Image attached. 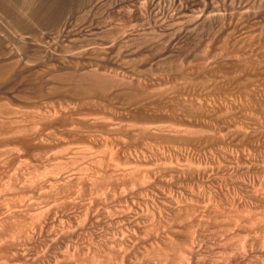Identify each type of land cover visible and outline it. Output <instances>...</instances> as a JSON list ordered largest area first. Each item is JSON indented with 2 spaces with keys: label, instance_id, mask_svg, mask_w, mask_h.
I'll list each match as a JSON object with an SVG mask.
<instances>
[{
  "label": "rangeland",
  "instance_id": "rangeland-1",
  "mask_svg": "<svg viewBox=\"0 0 264 264\" xmlns=\"http://www.w3.org/2000/svg\"><path fill=\"white\" fill-rule=\"evenodd\" d=\"M141 1H143L142 2V6L141 5H139V4H141ZM159 0H146V2H145V0H140V2H139V0L138 1H136L135 2V0H0V59L1 60H5V57H7L8 58V60L10 61L11 59L13 60H15V59H17V62H19V64H21V65H19L18 63H16V66H15V69H14V71L15 70H17L18 71V67L20 66H22L23 65V67L25 66V67H27V65H30V64H36V63H38V64H36V65H40V64H42V65H40V67H42V70H40L41 72L43 71V70H45V73H46V71L47 72H50V77H53V76H51V74L52 75H54L55 74V76H54V78L56 77V76H59L58 78H55L54 79V83L56 84V82H59L58 80H56V79H59L60 78V75L63 73V71L64 72H66L64 69L66 68L67 69V71L69 72L70 70H71V68H72V70H74L75 69V78H79V76H81V72L83 71L82 69L83 68H85V70L86 71H88V72H86V71H83L82 72V74L83 73H89L90 72V70H91V72L92 71H95V70H99L100 72L101 71H103V72H105L106 71V73H118L119 75H123V76H127V77H129V78H132V81H133V79L135 80L134 81V83L136 82V81H138V79L140 80L141 79V81H143L142 83H144V85H146V86H149L150 85V83L149 82H151L153 79V77H156V76H161L162 78H163V76H166L167 77V75H169V78L167 77H164L165 79H171V77H173V76H175V73L177 72V73H179V75L182 73V70L184 71V75H186L187 74V72H188V74L186 75L187 76V78L189 77V76H191V74L193 73V72H195V70H197L195 67H198V66H201L202 64H203V62H204V60L207 58V55L208 56H212V55H210V54H213V53H217V52H219V51H214L215 49L216 50H220V48H221V50H223L224 49V46H227V47H225V49H227L228 47H230V49H233V48H231V47H233V46H229L230 44L232 45V44H234V38L235 37H232V36H234L236 33H238V32H236L235 33V31H233L234 29H236L237 31H239V28L237 29L236 28V26H241V25H244V23H245V25L246 24H248V25H252V23H253V20H254V18H255V16H258V15H260L261 13H263V9H261V7H264V2L262 3L261 1H259V0H253V2L254 1H256V2H259L260 3V5H262V6H258V4L256 3V2H254L255 3V5L256 6H258L259 8H260V10H262V12H259V11H257L256 12V9L257 10H259V8L257 7H255V5H254V3H251V1L252 0H206V2H205V0H192V3L190 2V4L192 5L191 6V8L190 9H192V12H190V13H188V14H190V15H188L187 17L186 16H182L181 17V15L180 14H178V16L179 17H175V18H177V19H173L172 17H174V14L171 16V14L172 13H175L176 15L175 16H177V13H176V11L174 12L173 10H175V9H173L172 10V8H174V6L172 7V1L171 0H162V1H159L160 3L161 2H163V5H164V7H162L161 8V6H162V3H161V5H160V3L158 2ZM167 1V2H166ZM191 1V0H190ZM195 1H196V3H195ZM137 4V7H138V9H136V8H134V6H135V3ZM137 2H139V3H137ZM153 2H154V4H153ZM157 2V3H156ZM207 4V5H205V3ZM152 4V6L150 5V4ZM159 3V4H158ZM171 3V4H170ZM194 3V4H193ZM131 4V5H130ZM156 4V5H155ZM157 4L159 5V6H157ZM253 4V5H252ZM134 5V6H133ZM148 5H149V8H148ZM153 5L155 6V8L153 7ZM165 5H166V7H165ZM194 5V6H193ZM140 6V7H139ZM168 6V7H167ZM201 6V7H200ZM207 6V7H206ZM209 6V7H208ZM212 6V7H211ZM250 6V7H249ZM126 7V8H125ZM144 7V8H143ZM158 9H157V8ZM203 7H205L204 9H203ZM253 7V8H252ZM255 7V8H254ZM125 8V9H124ZM140 8V9H139ZM171 10V13L169 14V13H167V12H169L170 10ZM133 9V10H132ZM144 9V10H143ZM157 9V10H156ZM162 9V10H161ZM200 9H202V10H200ZM208 11V12H206V10ZM255 9V10H254ZM129 10H131L130 12H129ZM135 10V11H134ZM156 10V11H155ZM159 10V11H158ZM195 10V11H194ZM141 11V12H140ZM158 11V12H157ZM161 11V12H160ZM199 11V12H198ZM202 11V12H201ZM209 11H210V13H209ZM128 12V13H127ZM157 12V13H156ZM252 12H256V15H255V13H252ZM258 12L260 13V14H258ZM132 13V14H131ZM140 15H139V14ZM143 13V14H142ZM162 13V14H161ZM166 13H167V16L169 17V15L171 16L170 18H172V19H170V18H166ZM191 13H192V15H191ZM241 13V14H240ZM242 13H245V14H242ZM206 14V15H205ZM220 14V15H219ZM254 14V15H253ZM258 14V15H257ZM159 15V16H158ZM163 15V16H165V17H161V16ZM194 15V16H193ZM223 15V16H222ZM228 15V16H227ZM254 17H252V16ZM218 16V17H217ZM222 18H221V17ZM183 17H185V19L186 20H188V21H186ZM253 19H252V18ZM183 18V19H182ZM189 18V19H188ZM224 18V19H223ZM180 19L182 20V21H180ZM219 19H222V20H220L219 21ZM227 19V20H226ZM233 21V23L234 24H236V22H239V23H237V25L236 26H233L234 24L232 23V21ZM251 19H252V21H251ZM179 20V21H178ZM226 20V21H225ZM229 20H230V22H229ZM178 21V22H177ZM223 21V22H222ZM257 20H255L254 21V23L256 22ZM215 22V23H214ZM227 22H229V23H227ZM242 22H244L243 24H242ZM249 22V23H248ZM252 22V23H251ZM219 23V24H218ZM228 25H230V24H233V25H230V26H232V29H231V27L230 26H228ZM253 23V24H254ZM223 24V25H222ZM224 24H226V26L224 25ZM224 26V28L223 29H225V27L227 28V30L229 29V27H230V29L231 30H229V31H225V30H223L222 28H221V26ZM247 25V26H248ZM123 26H125L126 27V29H125V27H123ZM238 26V27H239ZM120 27H123L124 29H122V28H120ZM235 27V28H234ZM241 27H243V26H241ZM120 28V29H119ZM117 31V33H120V32H118V30L119 31H121V30H123L121 33L123 34L122 36L124 37L123 39H124V41H120L119 42V40L118 41H112L113 40V37L111 38V36H109V34L110 35H112L113 34V36L115 35V31ZM116 29H118V30H116ZM222 29V31H223V34H222V32L221 33H219V30H221ZM108 30H109V32H108ZM110 30L111 31H114V32H110ZM105 31H107L108 33L106 34L105 33ZM234 32L235 34L234 35H232V32ZM25 32H29V35L27 34V36L26 37H28L27 38V40L24 38L25 37ZM225 32H228V34L227 35H232V36H228V37H232V39H233V41H230L231 39L229 38L227 41L226 40H224L225 38H228L227 37V35H226V37H225V35H224V33ZM229 32H230V34H229ZM95 33V34H94ZM112 33V34H111ZM25 34V35H24ZM91 34V35H90ZM103 34H106V36L108 35V39H106L107 37L106 36H104ZM223 35V37H225V38H223V40L226 42H224V41H222V38H220L219 36H221V35ZM21 35H23V36H21ZM30 35H32V36H30ZM35 35V36H34ZM82 35V36H81ZM85 35V36H84ZM90 35V36H89ZM93 35V36H92ZM102 35L104 36V38L102 37ZM29 36H30V38H33V39H30L29 38ZM120 36H121V34H120ZM43 37H45V39L43 38ZM76 39V37H78V38H80V40H82V41H79V39H77L76 41H79V42H76V43H73V42H75V40H74V38ZM81 37H85V39H81ZM88 39H87V38ZM106 37V38H105ZM109 37L112 39V40H110L109 39ZM24 38V39H23ZM50 38V39H49ZM115 38V37H114ZM121 38V37H120ZM28 39H30V41L28 40ZM49 39V40H48ZM66 39H68V41L70 40V43L68 44V46H64L63 47V49L61 48L62 47V45H61V43H59V42H57L55 45H54V42H56V41H67ZM130 39V42L129 41H127V40H129ZM133 39V40H132ZM220 39V44H218L217 42H218V40ZM52 40V41H51ZM72 40V41H71ZM85 40V41H84ZM115 40V39H114ZM30 42V43H28L27 44V42ZM33 41V42H32ZM44 41V42H43ZM46 41H49V43L51 44V45H53V46H51L50 44H45V42ZM54 41V42H53ZM125 41H127L126 43H125ZM132 41V42H131ZM213 41V43L212 44H214L213 46H216L217 48H214L212 45H210L211 44V42ZM214 41H216V45H215V42ZM23 42L25 43V45H23ZM123 42H124V44L125 45H123ZM209 42V43H208ZM223 42V43H222ZM230 42H232V43H230ZM73 43V44H72ZM120 43L122 44V45H120ZM229 43V45H227ZM209 44L212 48H213V52L211 53V51H212V48H210V46L207 45ZM224 44V45H223ZM58 45V46H57ZM69 45H73L72 46V48H69V49H67L68 47H71V46H69ZM218 45V46H217ZM223 46V47H221V46ZM206 46V47H205ZM220 46V47H219ZM207 47L209 48V49H207ZM219 47V48H218ZM235 48H236V46H234ZM66 48V49H65ZM201 48V49H200ZM205 48V49H204ZM234 48V49H235ZM229 49V48H228ZM202 50V51H201ZM220 50V53L222 52ZM205 51V52H204ZM209 51V52H208ZM203 52H204V54H203ZM219 53V54H220ZM205 55L206 56V58H204V60L203 59H200L201 57L200 56H202L203 57V55ZM9 56H13V57H9ZM204 56V57H205ZM159 57V58H158ZM171 57V58H170ZM4 58V59H3ZM7 58H6V60H7ZM167 58V59H166ZM179 58V59H178ZM212 58V57H211ZM158 59V60H157ZM160 59V60H159ZM166 59V61H164ZM175 59V60H174ZM0 60V61H1ZM7 60V61H8ZM19 60V61H18ZM50 60H51V63L52 64H54V66H56V64L58 63V64H60V62L61 61H63V62H61V66H59L58 67V65L56 66V67H58V68H56L57 69V71L58 70H60V68L62 67L63 68V71H62V73H60L59 75H56L57 73H59V72H61V71H58V72H54V70H51V71H53L54 72V74H53V72L51 73V71H49V70H47L46 68L48 67V66H50L51 65V63H50ZM52 60H54V61H52ZM157 60V61H156ZM171 60H174V61H171ZM180 60V61H179ZM48 61V62H47ZM56 61V62H55ZM57 61H59V62H57ZM70 61H71V64H70ZM73 61H74V63H75V61L76 62H78V63H75V65L76 64H78V67H77V65H76V68L78 69V71H81L80 72V75H78L79 74V72L77 71V69L75 68V65H74V63H73ZM151 61H153V63L151 62ZM164 61V62H163ZM176 61V62H175ZM182 61V62H181ZM198 61V62H197ZM200 61V62H199ZM219 60H217L216 62H218ZM15 62V61H14ZM47 62V67H46V65H43V63H46ZM66 62V63H65ZM68 62V63H67ZM156 64H155V63ZM158 62V63H157ZM27 63V64H26ZM62 63H64V64H62ZM73 63V64H72ZM147 63V64H146ZM150 63H151V65H150ZM164 63V65H162ZM180 63L181 64H183V66L182 65H180ZM190 63H191V65H190ZM214 63V61L211 63V65ZM169 64V65H168ZM149 65V66H148ZM183 68L182 70L180 69L181 67ZM189 67H188V66ZM45 66V67H44ZM157 66V67H156ZM163 66V67H162ZM185 66H187V69H188V71H187V69H186V71H185ZM194 66V67H193ZM17 67V68H16ZM19 68L20 70H22V72H20V70L17 72L16 71V74L15 75H17L19 72V76H17L16 77V80L14 81L13 80V82L14 83H16V84H12V85H15L16 87H17V83L18 82H20V81H22L23 80V78L22 77H26V79H27V77L28 78H30L31 76H33V75H31V73L29 74L28 72H27V75L26 74H24L25 73V71L23 72V70L25 69V67L24 68ZM180 67V68H179ZM185 67V68H184ZM193 67L194 69H191V68ZM43 68H45V69H43ZM49 68V67H48ZM50 68H53L52 67V65L50 66ZM61 68V69H62ZM179 68V69H178ZM189 68H190V70L192 71V73H190V71H189ZM55 69V70H56ZM69 69V70H68ZM89 69V70H88ZM160 70V72H159V70ZM176 69V70H175ZM70 71V73H72V74H74L73 72L74 71ZM167 70V71H166ZM179 72H178V71ZM171 71H173V72H171ZM181 71V72H180ZM40 72V73H41ZM76 72H78V74H76ZM170 72V73H169ZM15 73V72H14ZM22 73V74H21ZM44 73V72H43ZM125 73V74H124ZM169 73V74H168ZM176 73V76H178V74ZM186 73V74H185ZM20 74L21 75H23L24 74V76H21V78H20ZM42 74V73H41ZM47 74V75H46ZM44 76H41V75H39V77L38 76H33V77H36L37 79H33V77H31V79H27V80H25L26 82H28V84H25L26 82L23 80V82L24 83H21V84H25V85H28V87H30L29 88V90L28 89H26L27 88V86L26 87H22V85H18V86H20L19 87V91L21 92V94L23 93V94H25V92H28V95H30L31 93L33 94V93H35V95L36 94H38V95H32L33 96V98H32V100H34V101H36L38 104H36L35 102L34 103H31V102H33V101H30V99H31V97H30V99H29V101H27V99H28V97L29 96H26L24 99H26V100H22L20 97H22V96H25V95H21L20 94V92H17V91H15V90H18V87L16 88V89H14V88H12L11 89V92L13 91V92H16V99H15V96L14 97H10L9 95L7 96V98H6V94L5 93H3V92H1V96L0 97H2V95H4L5 94V96H3V98L2 99H0V103H1V101L3 102V103H5V104H3V103H1L0 104V108L3 106L4 108H5V110L4 111H2L4 108L2 107V109H0V112L2 111V113H0V118H3L4 116V118L3 119H5V118H7V116H9V119L10 120H8V118L6 119L7 121H6V123L3 121V119H0V120H2L5 124H7L6 126H5V124L3 125V122L1 121V125H2V127L0 126V144L2 145V146H5V147H2V146H0V218L2 219V217H3V219L1 220L0 219V223H2L3 221H4V223H2L3 225L4 224H7V225H4V226H6L5 227V229H4V227H3V229H2V226H1V224H0V226H1V228H0V239H3L2 241H3V243H4V245H0V261H2L3 260V262H5L6 260H8V261H6V264H11V263H13V264H52V262H54L53 264H59V263H61V264H118V263H120V264H123V262H125L124 264H133V263H135V264H154L155 262V264H162V263H166V264H168L167 263V261H171L169 264H174L175 262H176V260H178L179 261V258L181 259L182 257L184 258V257H186V256H188V257H186L185 258V260H187L188 262H191V264H245V263H247V264H261V263H258V262H264V233H263V229H264V190H260V188H258V197H257V195H249L247 192H245V191H242L241 189H239L238 190V188H234V186H232L231 184H230V182L228 181V176H229V174H226V172H224V171H217L216 170V168H215V166L213 167L214 168V170H213V168H211L210 170L208 169V174H207V170H203V171H201L200 173H197V167H195V165L197 164V166L199 165L200 166V164H201V166L204 168L205 167V165L206 166H208L210 163L211 164H213L212 162H214L213 160H211V159H208L207 161H206V159L207 158H205L204 157V155H202V157H201V155H199L198 156V154L197 155H195L194 157L192 156L191 158H190V160L188 161V160H183L182 158H180V157H174V156H176V154L174 153V155H173V151H171L170 149H169V151H168V149H166V148H164L162 151L163 152H159L158 153V155H157V153H156V155H154L155 156V159L158 161H156V160H154V156L151 154V156H150V154H148L147 155V157H148V159H149V157H150V159L152 160V162H157V164L155 165L154 164V166H153V163L151 162V160L149 159H147V160H145V162H144V159H137L136 158V152H133V151H137L138 149L137 148H139L140 147V145L142 144V143H146V144H150V145H160V144H164V143H166L168 140H171L172 142H175L176 144H178V141H179V139H181V137H182V135L184 134V136L182 137V138H184V139H187V140H189V139H193V138H196V136H194V135H192V134H188V135H186V133H183L184 132V129L185 128H187V126L186 127H184V125H187V124H189V123H187V122H185V120H183L184 122H185V124L183 125V127L184 128H182V125L180 124L181 123V120L179 119V117H177L176 116V118L174 117V116H172V115H169V114H165V118H169V120H170V117H172L171 119L172 120H167V119H165L164 118V120H162L163 118H160V117H158V114H159V116H164V114L162 115L161 113H155V115L153 114V113H150V117H149V115H148V113H145L146 114V117H145V114L144 113H141L140 111H138V110H134V111H129L130 112V114H128L129 112H127L126 113V111H124V113H126V114H124V116L126 115L127 117H128V115H129V118H127V117H123L122 115H123V108H122V106L120 107L119 105L121 104V102H120V100H115L114 98V106H113V101L111 100H107L106 102H102L103 104H101V105H98V108H97V106H95L94 108H93V106H82V108L81 107H79V108H77V109H75V110H73L72 111V113H70V114H62V111H58V114H60V115H58L57 114V112L55 113V111L56 110H60V108H59V106H60V104L61 103H63V98H61L63 95L60 93V91H55L56 89H53V91L54 92H42V93H44L45 94V96L43 97V94L42 93H39L40 91H42V89L40 90V88L42 87L43 88V86H41L42 85V83L44 84V83H47L45 80H47V78H48V80L51 82L52 80H50L49 79V76H48V74L49 73H46ZM174 74V75H173ZM31 75V76H30ZM43 75V74H42ZM76 75L78 76V77H76ZM170 75H173V76H171L170 77ZM189 75V76H188ZM48 76V77H47ZM152 76V77H151ZM182 76V75H181ZM186 76H184V77H186ZM192 76H193V74H192ZM190 77L191 79L193 78V80H194V76L193 77ZM40 77L42 78V77H44L43 78V80L44 81H41L42 79H40ZM47 77V78H46ZM142 77V78H141ZM148 77V78H147ZM149 77H150V80L151 81H149ZM160 77V78H161ZM15 78V77H14ZM17 78H19V79H17ZM157 78V77H156ZM186 78V79H187ZM189 78V79H190ZM21 79V80H20ZM32 79H33V83L35 84V82H37V84H36V86L34 85V87H32ZM39 79V80H38ZM137 79V80H136ZM190 79V81H192ZM196 79V78H195ZM29 80H31V81H29ZM38 80V81H37ZM47 80V81H48ZM55 80H56V82H55ZM16 81H18V82H16ZM39 81H41V82H39ZM48 81V82H49ZM141 81H140V83H141ZM145 81V82H144ZM196 81V80H195ZM49 82V83H50ZM53 82V81H52ZM146 82H147V84H146ZM193 82V81H192ZM149 83V84H148ZM41 84V85H40ZM54 84V85H55ZM58 85H59V83H57ZM56 84V86H58ZM137 84V86H138V84H139V81L136 83ZM135 84V85H136ZM152 84V83H151ZM196 83L195 82H193V85H195ZM24 85V86H25ZM39 85V86H38ZM46 85V84H45ZM141 85V84H140ZM143 85V86H144ZM153 85V86H152ZM151 86L152 87H157L155 84H152ZM192 85V86H193ZM168 86V85H167ZM12 87V86H11ZM14 87V86H13ZM38 87H40L39 88V90L37 91L36 89ZM196 87V88H195ZM21 88L22 89H24V90H22L21 91ZM121 88V87H120ZM123 88V87H122ZM121 88V89H122ZM194 88H195V93H198V88H197V86H194ZM8 89H10V88H8ZM25 89L26 90H28V91H25ZM30 89H31V91H30ZM35 89V90H34ZM192 89V88H191ZM5 91V92H7V94H10V95H14L13 93L11 94V93H8V90L7 89H2L1 91ZM7 90V91H6ZM32 90H34V91H32ZM194 90V89H193ZM196 90H197V92H196ZM10 91V90H9ZM190 91H192V90H190ZM58 94V96L60 97V99L62 100L61 102H60V100H58L59 99V97L57 96V94ZM193 92V94H194V91H192ZM191 92V93H192ZM18 93L20 94V97L19 96H17L18 95ZM30 93V94H29ZM47 93H48V95H49V97L51 98V99H49V98H47V99H45L46 98V95H47ZM51 93V94H50ZM40 94H41V96H40ZM55 95V96H57L55 99H54V101H53V95ZM27 95V94H26ZM52 95V96H51ZM38 96H39V98H38ZM8 97H10V98H8ZM17 97H19V100L21 99V101H18L17 99ZM34 97H37V99L35 100V98ZM63 97H65V96H63ZM5 98V99H4ZM43 99V100H41V99ZM5 101H4V100ZM7 99L9 100V99H11V101H12V99H13V101L12 102H16V100H17V102L15 103V106H12V105H14V103H11V101H8V102H6L7 101ZM15 99V100H14ZM38 99H39V101H38ZM49 101V103H50V106L48 107L47 105H49V103H48V101ZM52 102H51V101ZM40 101H43V102H41V104H40ZM10 102V103H9ZM58 102H60V103H58ZM107 102L108 103H110V104H107ZM115 102H117V103H115ZM7 103H9V104H7ZM31 103V104H30ZM107 104V106L105 107V109L106 110H108L107 111V113H106V110L104 109V107H103V105L105 106L106 104ZM12 104V105H11ZM29 104V105H28ZM59 104V105H58ZM117 104V105H116ZM2 105V106H1ZM8 105H9V107H8ZM35 105V106H34ZM40 105V106H39ZM44 105V106H43ZM109 105H111V106H113L112 107V109H111V106H109ZM5 106H7V108L5 107ZM17 106V107H16ZM48 107V108H46V107ZM54 107V109H53V107ZM55 106H56V108H55ZM58 106V107H57ZM102 106V107H101ZM120 107V109H119V107ZM12 107V108H11ZM33 107H35V108H33ZM107 107H109L110 109H107ZM118 107V108H117ZM14 108V109H13ZM15 108H17V109H15ZM19 108V109H18ZM43 108H45V109H43ZM81 108V109H80ZM84 108H86V110L87 109H89V110H85ZM99 108H101V109H99ZM104 110H103V109ZM115 108V109H114ZM8 109V110H7ZM13 109V110H12ZM20 109H22V110H24V114H26L27 115V113H28V115L26 116V115H24L23 113H22V110H20ZM38 109V110H37ZM43 109V110H45V111H41V110ZM47 109H50L51 110V112H50V110H48L49 112H50V114L48 113V112H46L47 111ZM52 109L54 110V111H52ZM115 111H114V110ZM118 109V110H117ZM121 109H123V110H121ZM17 110H19L18 112H20V114H22V115H20L19 113H17V114H14V113H16L17 112ZM33 110V111H32ZM94 110V111H93ZM96 110V111H95ZM110 110H111V113H109L110 112ZM113 110V111H112ZM7 111L9 112L8 114H10V112H11V114L10 115H8L7 114ZM16 111V112H15ZM29 111V112H28ZM89 111V112H88ZM91 111V112H90ZM100 111V112H99ZM104 111H105V113H104ZM117 111V112H116ZM122 111V112H121ZM138 111V113L140 112L141 114V116H142V114H143V116L141 117L138 113H136ZM14 112V113H13ZM27 112V113H26ZM31 112V113H30ZM32 112H33V114H32ZM37 112H38V114H37ZM44 112H46L49 116L51 115V118H49L48 119V115L47 114H44ZM53 112V115H54V113L55 114H57L58 116H62V117H58L57 115H55L56 117H58L57 118V122H56V117H53L52 116V113ZM76 112V113H75ZM99 112V113H98ZM113 112V113H112ZM119 112V113H118ZM135 113L134 115H133V113ZM5 113H6V115H5ZM12 113H13V115H12ZM74 113L76 114V115H74ZM81 113V114H80ZM92 113H94V114H92ZM96 113H97V115H96ZM100 113H101V115H100ZM114 113L116 114V116L114 115ZM117 113H118V115H117ZM3 114H4V116H3ZM20 115L21 117H18V118H20L21 120H19L18 119V121L19 122H22V121H26L25 123L27 124H25V123H20L19 124V122L17 121V122H15V127H14V123H12V122H14V121H16V118H14L13 116H15V117H17V115ZM30 114V115H29ZM39 116L38 118H37V116ZM44 116H43V115ZM85 114V115H84ZM92 114V115H91ZM105 114V115H104ZM109 114H112V116L111 115H109ZM151 114H153L154 115V118H153V115L151 116ZM157 114V115H156ZM12 115V116H11ZM23 115L24 116H26L24 119H23ZM32 115V116H31ZM33 115H35V116H33ZM47 117H46V116ZM95 115V116H94ZM102 115H104L105 117H103ZM114 115V116H113ZM121 115V116H120ZM134 116L133 118L132 117H130V116ZM136 115V116H135ZM167 115V116H166ZM3 116V117H2ZM76 116V117H75ZM78 116V117H77ZM84 116H86V119H85V117ZM88 116V117H87ZM92 116V117H91ZM96 116H99V117H102L101 119L99 118V117H97V118H99V119H96V122H94L95 121V118H96ZM109 116H110V118H109ZM118 116H120L121 118L118 120L117 118H119ZM139 116H140V118H139ZM148 116V117H147ZM155 116H157V117H155ZM170 116V117H169ZM29 117V118H28ZM31 117V118H30ZM36 119H35V118ZM41 117H43V118H41ZM46 117V118H45ZM52 117L55 119H52ZM79 117H83L82 119L81 118H79ZM94 117V119H91V118H93ZM114 117V118H113ZM115 117H116V121L118 122V121H122V120H124V119H126V120H124L123 121V123L125 124V126H126V128H128V130L125 128V126H121L120 127V125H118L119 123L121 124L122 122H119V123H117L116 124V122H115V125H118V128L120 127V129H118L117 128V126H115L114 124L112 125L111 124V122H112V120H113V122L112 123H114V119H115ZM122 117H123V119H122ZM135 117H138L136 120L134 119ZM32 118H34L35 120H37V119H39V121H41V119H44V121H41V123H43L44 124V126H42L43 124H41V123H39L38 122V120L37 121H33V119ZM88 118V119H87ZM132 118V119H131ZM145 118H147L149 121L151 120L150 118H152V119H154V120H152V122L150 123V122H147L148 124H150V126L152 125V124H154V121L156 122V123H158L157 125H160L161 127H158V128H162V129H157L156 128V123L154 124V126L152 125V129H151V127H150V129L152 130V131H155V129H156V133L158 134L161 130H166L165 128H167V126L166 127H164V129H163V127H162V124L164 125V123L166 124H169L168 125V130H170L171 128H172V126H174L175 124V126H177L178 125V123H177V120L179 119V124L181 125H178V126H180V132H181V134H179V136L177 137V136H175L174 135V131L176 130L175 129V126L172 128V130H170V131H161L160 133H162V134H156V133H154V132H152L151 130H147V131H142V132H144V133H142L141 132V130H140V128L142 127H137L136 128V130H133V129H135V128H131V133H129L130 132V129H129V127H130V124H131V126H136V125H138V124H141L142 123V121H144L145 122V120H143V119ZM13 119V121L11 122V120ZM46 119L48 120V123L46 122ZM60 119V120H59ZM84 119V120H83ZM89 119H90V123H89ZM106 119H108L107 120V122L105 123V122H103V120H106ZM111 120V122H110V120ZM122 119V120H121ZM135 120V123H138V124H135L134 123V120ZM142 119V120H141ZM147 119H146V121H147ZM160 119V120H159ZM175 119H177V120H175ZM30 120V124L29 123H27L28 121ZM49 120H51V121H49ZM54 120V121H53ZM68 122H67V121ZM102 121V123L101 122H99V121ZM130 120H132L131 122H130ZM156 120H158V122L156 121ZM162 120V121H161ZM168 121V122H164V121ZM31 121H32V123H31ZM69 121H70V124H69ZM74 122V123H76V124H74V123H72V122ZM81 121H82V123H81ZM173 121H176V122H173ZM9 122H11L10 124H9ZM34 122V123H33ZM64 122V123H63ZM93 122V123H92ZM99 122V123H98ZM109 122H110V124H109ZM132 122L135 124V125H132ZM140 122V123H139ZM164 122V123H163ZM38 123L39 124V126H38V124L36 125V124ZM53 123H55V124H53ZM77 123H79V127H78V124ZM80 123H81V125H80ZM87 123H89V125L87 124ZM162 123V124H161ZM187 123V124H186ZM41 124V125H40ZM52 124V125H51ZM64 124L65 125H67V126H64ZM88 125V127H86L87 125ZM97 124V125H96ZM107 124V125H106ZM124 124H121V125H124ZM129 124V125H128ZM183 124V123H182ZM191 124V123H190ZM10 125V126H9ZM19 127H18V126ZM23 125V126H22ZM33 126V127H31V126ZM35 125V126H34ZM47 125V126H46ZM50 125V126H49ZM54 125V126H53ZM59 125V126H58ZM63 125V127H60V126H62ZM73 125H76L75 127L73 126ZM100 125V126H99ZM111 125V126H110ZM142 125V124H141ZM170 125H172V126H170ZM21 126V127H20ZM28 126V127H27ZM56 126H57V128H56ZM69 126V127H68ZM82 126H85L86 127V130H85V128H83V130H81L80 128H82ZM92 126V127H91ZM113 126V128L115 129H113V128H111ZM169 126H170V128H169ZM178 126H177V128H178ZM189 126V125H188ZM4 127V128H3ZM25 128V130L23 131V132H21V134L19 133L20 131H16L18 128ZM34 127H38L39 128V130H38V133H37V129L36 128H34ZM43 127L44 128H46V129H43ZM60 127V129H58ZM65 127V128H64ZM72 127H73V130L74 131H76V132H74L73 130L71 131V129H72ZM77 127V128H76ZM94 127V128H93ZM99 127V128H98ZM103 127V128H102ZM105 127H107V128H105ZM190 127V126H189ZM188 127V128H189ZM192 127V126H191ZM190 127V128H191ZM194 127V126H193ZM192 127V128H193ZM195 127H197V126H195ZM202 127H204V126H202ZM3 128V129H2ZM9 130V131H7V129ZM12 128L13 130H11L10 131V129ZM15 128V129H14ZM54 128V129H53ZM92 128V129H91ZM95 128H96V130H95ZM104 128H105V130H104ZM109 128V129H108ZM49 129V130H48ZM52 129V130H51ZM89 129H91V130H89ZM93 129H94V131H93ZM98 129V130H97ZM102 129V131L100 132V130ZM125 129V130H124ZM142 129V128H141ZM173 129H175V130H173ZM181 129H183L182 131H181ZM205 129H206V127H205ZM4 130H6V132L4 131ZM48 132H51V134H53L52 136H54V138L51 136V134H47L46 136L44 135L45 133H46V131ZM51 130V131H50ZM54 130V131H53ZM61 130V131H60ZM66 130H70L69 132L68 131H66ZM139 130H140V133H138L139 132ZM143 130V129H142ZM146 130V129H145ZM204 130V129H203ZM25 131H26V133H25ZM28 131H30V132H28ZM33 132V134H32V132ZM59 131V132H58ZM63 131H66L67 133H65V132H63ZM83 131V132H82ZM125 131V132H124ZM135 131H138V132H136L135 133ZM173 131V132H172ZM3 132V133H2ZM40 132V133H39ZM48 132V133H49ZM54 132L56 133V132H58V133H56L57 134V136H58V134H60L59 135V137H56V135L54 134ZM73 134H72V133ZM80 132H81V134H80ZM84 132H86L85 133V135H84ZM98 134H97V133ZM106 132H108L107 134H106ZM116 132H117V134H119V132L121 133V134H119V135H121V136H119V135H117L116 134ZM135 133V135L134 134H132V133ZM148 132V133H147ZM168 132V133H167ZM171 132L173 133V135H171ZM205 132V134H206V131H204ZM204 132L203 133H201L200 132V134H204ZM10 133V134H9ZM18 133V134H17ZM24 133V134H23ZM43 133V134H42ZM65 133V134H64ZM76 133V134H75ZM88 133V135H86ZM105 133V134H104ZM110 133V134H109ZM113 133H115V134H113ZM124 133V134H123ZM127 133H128V135H127ZM151 133V134H150ZM170 133V134H169ZM176 134L177 133H179V130L177 129V131L175 132ZM8 134V135H7ZM26 134V135H25ZM31 134V135H30ZM36 134V135H35ZM37 134H38V136H37ZM77 134H79V135H77ZM92 134V135H91ZM4 135H6V137L4 136ZM10 135V137H8ZM14 135H16V137L14 136ZM19 135H20V137H19ZM33 135V136H32ZM65 136L66 137V139H65V137H60V136ZM71 135V136H70ZM76 135V140H75V137H73V136H75ZM84 135V136H83ZM109 136V138H111L110 140H109V138L108 137H104V136ZM115 135V136H114ZM127 135V136H126ZM133 135V136H132ZM157 135V136H156ZM181 135V136H180ZM191 135V136H190ZM199 135V134H198ZM12 136V137H11ZM27 136V137H26ZM29 136H30V138H29ZM33 138H32V137ZM36 138H35V137ZM51 138H50V137ZM79 136V137H78ZM103 138H102V137ZM113 136L114 137H116L115 139H113ZM124 136V137H123ZM161 136V137H160ZM186 136H187V138H186ZM193 136V137H192ZM200 136V135H199ZM199 136H197V137H199ZM202 136V135H201ZM5 137V138H4ZM73 137V138H72ZM89 139V141H88V139ZM138 137H140V138H138ZM175 137V138H174ZM191 137V138H190ZM15 139V140H13V139ZM19 140H18V139ZM29 138V139H28ZM39 140H38V139ZM43 138H45V139H43ZM55 138H56V140H55ZM57 138H59V139H57ZM64 140H67V142H68V144H67V142L66 141H63L62 139ZM71 138V139H70ZM102 138V139H101ZM106 139V140H108L107 141V146L105 145V144H102V145H100L101 144V141L103 140V139ZM122 140H121V139ZM138 138V139H137ZM152 138L154 139V140H152ZM159 138V139H158ZM6 139H8V140H6ZM43 139V140H42ZM48 139V140H47ZM53 141H52V140ZM75 141H74V140ZM93 139H94V141H93ZM95 139H97V140H95ZM118 139H120V140H118ZM136 141H135V140ZM143 139V140H142ZM147 139V140H146ZM161 139H163L162 141H161ZM168 139V140H167ZM174 139V140H173ZM11 140V141H10ZM33 140V141H32ZM36 140V141H35ZM42 140V141H41ZM46 142H45V141ZM50 140V141H49ZM58 140V141H57ZM70 140V141H69ZM81 140H82V142H83V144L85 145V144H87V145H85L87 148L89 147V149H93V147H94V149H93V151L94 152H91V154L92 153H94V155L95 156H97V152H98V154L100 153L99 151L100 150H103V149H105V148H108L107 150H108V152L110 153L109 154V156H111L112 154L111 153H115V152H113L114 150L116 151V153L113 155V157L111 156L110 158H107V157H109V156H105V158H104V156H103V154H104V152H105V154L107 153L108 154V152H106L107 150H103L102 151V156H100V157H102V159H105V161H107V162H109V161H112V159H114L113 161H114V163H115V166H122L123 165V167L125 166L126 168H128V166L129 165H133V167H134V169L131 167V166H129V167H131V169L129 168L128 170H132L131 172L130 171H128V172H122V171H124V170H121L120 171V169L118 170V169H116V168H120V167H115L114 166V163L112 164V162H110L109 164H107L106 163V165H107V167H105L106 165L104 164V160H102L103 161V166H104V168H101L100 169V167H98L99 165H98V163L101 161L100 159V157H94L93 156V154L91 155L90 154V152L88 153L87 151L88 150H86L85 149V151L84 150H82L83 152H85V154L84 153H82V151L81 152H78V154H79V156H80V154H81V157L82 156H87L88 155V157L87 158H89V154L91 155V156H93L92 158H94L93 160H91V161H93V162H91L90 161V159H88L87 160V158H86V160H84V158L82 157V158H80L79 156H77L78 154H77V152H74V151H80V148H86V147H84V145H83V147H81L82 146V142H81ZM113 140V141H112ZM132 142H131V141ZM157 140V141H156ZM5 141V142H4ZM7 141V142H6ZM21 141H23V142H21ZM52 141V142H51ZM55 141H57L58 142V144L56 145V142ZM72 141H74V142H72ZM86 143H85V142ZM94 142L93 143V145H92V142ZM97 141V142H96ZM124 141H126V142H124ZM128 141V142H127ZM139 141H141V142H139ZM143 141V142H142ZM154 143H153V142ZM158 141H159V143H158ZM4 144H3V143ZM9 142V143H8ZM12 142V143H11ZM55 142V143H54ZM78 142H81V143H78ZM90 142V143H89ZM100 142V143H99ZM112 144H111V143ZM139 142V143H138ZM6 143V144H5ZM41 143V144H40ZM49 143V144H48ZM52 143H54L55 145H53ZM65 145H64V144ZM76 143V144H75ZM99 143V144H98ZM102 143H106L105 141H102ZM119 143H120V146H119ZM134 145H133V144ZM141 143V144H140ZM7 144H8V146H7ZM52 144V145H51ZM66 144L69 146V147H71V145H69V144H74V147L72 146L71 148H70V151H69V149H67L68 148V146H66ZM79 144L81 145L79 148L78 147H76L75 148V145H77V146H79ZM97 144V145H96ZM117 144V145H116ZM126 144V145H125ZM14 145L16 146V147H14ZM47 145H49V146H47ZM61 145H63L64 147H67V148H65V149H67V150H65V153H64V155L62 154V153H60L62 156H63V161H62V157H61V155L59 154V152H64V150H63V148L64 147H62ZM99 145V146H98ZM103 145H105L106 147H104ZM108 145H110V146H108ZM111 145H112V148H111ZM135 145H136V147L137 148H135ZM11 146H13L14 148H17L16 150L14 149V148H12ZM34 148H32V147ZM37 146H41V147H37ZM57 146V147H56ZM60 146V147H59ZM95 146H97L98 147V149H96V147ZM101 146H103L102 148H101ZM115 146V147H114ZM117 146V147H116ZM125 146V147H124ZM130 147L131 148V150L128 148V147ZM132 146H134V147H132ZM7 147H9V148H7ZM18 147L21 149V151L22 150H24V151H22L23 153H21V151H20V153H19V150H18ZM29 147V148H28ZM37 147V148H36ZM48 147V148H47ZM120 147V148H119ZM8 149V152H7V149ZM10 148H11V150H10ZM27 148H28V150H27ZM32 148V149H31ZM41 148V149H40ZM48 151V150H50V149H52V150H54V151H56V150H58L59 148V152H57V153H55V154H57V155H55V154H53V151H46L45 152V149ZM58 148V149H57ZM99 148H100V150H99ZM118 148V149H117ZM134 150H133V149ZM2 149H3V151H5V153L2 151ZM6 149V150H5ZM13 149V150H12ZM38 149V150H37ZM74 149V151L72 152V150ZM79 149V150H78ZM109 149H110V151H109ZM165 149L167 150V152L165 151ZM14 150H15V152H14ZM29 152H27V151ZM33 150H35V151H33ZM40 150V151H39ZM61 150V151H60ZM123 150H125L124 152H123ZM11 151V152H10ZM16 151H18V153L16 152ZM30 151H31V153H30ZM33 151V152H32ZM45 152V156L43 157V155H44V153H42V152ZM66 151H69L68 153H74L73 155L71 154H68ZM112 151V152H111ZM132 151V154H129L130 152ZM164 151H165V153H164ZM170 151H171V153H170ZM10 152V153H9ZM118 152V153H117ZM125 152L127 153V154H125ZM129 152V153H128ZM3 153H4V156H3ZM41 153V154H40ZM75 153H76V155H75ZM88 153V154H87ZM122 153L124 154V155H122ZM165 154L164 156H162L161 154ZM166 153H167V156H169V158H167V156H166ZM5 154H7V155H5ZM20 154H21V156H20ZM33 154V155H32ZM34 154H36V156L34 155ZM39 154H40V158H39ZM49 154H51L50 155V157H49ZM68 154V156L70 155V158H68V161L66 162V163H69V164H71L72 162H75L73 165H67V164H65L64 162L66 161V158H64V157H66V155ZM129 154V155H128ZM160 154V155H159ZM263 155H264V152L262 153ZM15 156V158H17L18 156L17 155H19V157L16 159L17 161L18 160H20L19 162L20 163H18V162H16V160H13V158H14V156ZM25 157H24V156ZM30 155V156H29ZM37 155H38V158L40 159H38V158H36L37 157ZM48 155V156H47ZM53 155H55L54 156V158H52L53 157ZM131 155H132V157L134 158V159H132V157H131ZM134 155V156H133ZM1 156H2V159H1ZM27 156H29V157H27ZM34 156V157H33ZM67 156V157H68ZM71 156H74V158L73 157H71ZM75 156H77V158H75ZM123 156H126V157H123ZM158 156V157H157ZM160 156H162L163 157V159H162V157H160ZM166 156V157H165ZM239 156V157H238ZM238 156H236L235 157V160L239 163V164H241V165H243L244 163H245V161H246V163L248 162V161H251V162H255V163H260V161L262 160V159H260L257 155H255V157L253 156V158L251 159V157H252V155H248L247 157H245V158H243V157H241V155H238ZM51 158L50 160L52 161H50L49 160V162L51 163H49L48 162V159L47 158ZM57 157H60L59 159L57 158ZM115 157H117V158H115ZM119 157H121V158H119ZM152 157V158H151ZM165 157V158H164ZM14 158V159H15ZM22 158V159H21ZM36 158V159H35ZM42 158V159H41ZM43 158H45L46 159V164L48 163V165L46 166V164H44L45 162H44V160L45 159H43ZM56 158H57V160H56ZM73 158V159H72ZM79 158H80V161L81 162H76L77 160H79ZM98 158V159H97ZM107 158V159H106ZM160 158V159H159ZM173 158V159H172ZM176 158L178 159V161L179 162H181L180 164H182V165H180V164H178L179 162L176 160ZM180 158V159H179ZM240 158V159H239ZM24 159V165H22L21 164V161ZM37 159L39 160V161H37ZM56 160V161H54V160ZM73 161H72V160ZM96 159V160H95ZM108 159H110V160H108ZM120 159V160H119ZM164 159H168V161H166L167 163L170 161H172V164L173 163H175L176 164V162H178L177 164H178V166H182V170L183 169H185V168H183V167H185L186 166V168L187 167H191L192 169L190 170V168H187L186 170H187V173H190V174H194V175H197V174H200L201 175V178L199 177L198 179H197V176H194V177H196V180H194V181H196L197 183H194V189H195V192H196V196H195V198H194V201H193V203H189V204H187L186 206H184V207H182L181 208V212H182V216L180 215L181 214V212H179V214H178V216L176 217V225H174L175 223H173V226H172V229L174 230V231H172L171 233H173L172 234V241L169 243V244H161L160 246L164 249H162L160 246L157 248H155V249H152V248H150L149 247V249L148 250H142V251H138V253L140 252H143L144 253V257H143V253H141L142 255H140V253L138 254L137 253V255H138V257H137V255L135 256V255H129V256H125V259H124V253L122 252V251H120L119 252V250H113V251H115V252H113L112 250H110V249H108L107 248V246H106V239H107V237H106V235H107V231H106V228L104 229V227H106L105 226V223H103L104 222V218H103V215L101 214V207L102 206H104V205H107L108 204V202H109V204H114V201L116 200H122V199H124V195L125 194H127V193H129L130 191H132L133 190V188L135 187V186H129V184L128 183H130V185H131V183L133 182L134 183V181H136L134 184L136 185V187H138V184H139V182H140V180H139V182H138V178L136 179L135 177H137V176H135V177H133L134 178V180H133V178H132V182H129L128 180L129 179H131V173H136L137 171V173L135 174V175H137V174H139L138 176H139V179H140V177L142 178V175H143V172H144V174L145 173H150L151 172V168H153V167H157V165H158V163H160L161 161H164ZM172 159V160H171ZM174 159H175V161H174ZM182 159V161H180ZM192 159V160H191ZM201 159H202V161H201ZM247 159H248V161H247ZM255 159V160H254ZM27 160V161H26ZM58 160H60V161H58ZM65 160V161H64ZM71 160V161H70ZM74 160H76V161H74ZM97 160L99 161V162H97ZM125 160V161H124ZM132 160H134V161H132ZM137 160V161H136ZM159 160H160V162H159ZM245 160V161H244ZM9 161V162H8ZM32 161V162H31ZM42 161V162H41ZM70 161V162H69ZM83 161H85V162H83ZM88 161H89V163H88ZM95 161H96V164H97V166H96V164H95ZM101 161V162H102ZM116 161H118V164H117V162ZM122 161V162H121ZM124 161V162H123ZM138 161H141L140 163H142V164H140ZM146 161H147V163H146ZM164 161V162H165ZM184 161V163H182ZM187 161H188V163H190L191 165H192V163L193 164H195V165H192V166H194V167H192V166H190V165H185V163H187ZM242 161V162H241ZM244 161V162H243ZM2 162H6V163H2ZM12 164H11V163ZM16 162V163H15ZM23 162V161H22ZM34 162V163H33ZM37 163V165H36V163ZM40 162L41 163H43L41 166H40ZM55 162V163H54ZM63 162V164H61V163ZM100 162V164L102 165V163ZM128 162H129V164H128ZM149 162H151V163H149ZM164 162H161V163H164ZM168 163V164H171V163ZM192 162V163H191ZM196 162V163H195ZM205 162V163H204ZM15 163V164H14ZM17 163H18V165H17ZM25 163H27V164H25ZM30 163H31V165H30ZM78 164L77 166H75V164ZM82 163V164H81ZM91 163V164H90ZM92 163H94L95 164V166H94V164H92ZM121 163V164H120ZM125 163V164H124ZM132 163V164H131ZM145 163H146V165H147V167H145V168H147V170L146 169H144L143 167V165H145ZM160 163V164H161ZM187 163V164H188ZM199 163V164H198ZM202 163H204V164H202ZM243 163V164H242ZM3 166H2V165ZM5 164H6V166H5ZM55 164H57L56 165V167L58 166V167H60L61 165V169L59 168L58 169V167L56 168H54V167H52V166H55ZM60 164V165H59ZM87 164V165H86ZM90 164V165H89ZM126 164H127V166H126ZM152 164V165H151ZM158 165L159 167H162L163 165V167H165V168H163L162 167V169L163 170H168V169H180L178 166H177V164H176V166H177V168H175V166H172V164L171 165H169L168 166V164H161V165ZM174 164V165H175ZM184 164V165H183ZM208 164V165H207ZM210 164V165H211ZM9 165H11V167L9 166ZM12 165H13V167H12ZM27 165V166H26ZM47 168V169H49V167H50V171H48V170H46L45 168H44V166ZM49 165H52V166H49ZM84 165V166H83ZM86 165V166H85ZM92 165H93V168H92ZM108 165H109V167H108ZM137 167H139L138 169L137 168H135L136 166ZM141 165L143 166V167H141ZM150 165V169H148L149 166ZM168 167H166V166ZM14 166L16 167V169L14 168ZM20 166V167H19ZM22 166H26V167H23L24 169H25V171L23 170V168H22ZM32 166V167H31ZM33 166H35V168L36 167H38L39 168V170H42L41 172L43 173L44 172V176H45V179H46V181H47V179H49V178H52L53 176H54V171H55V173H57L56 171L58 170V171H60L59 173H62V174H67V175H65V176H68V174H69V172L71 171V175H73L70 179H72V181L71 180H69V181H67L68 180V177H65V176H62L61 177V175L62 174H60L59 175V177H60V180L61 181H67V182H70L71 181V183L72 182H74V183H70L71 184V189H73V190H71L70 188V190L68 189V186H69V183H68V185H67V183L65 182V185H67V186H65L64 185V183L63 182H60V180H59V177H58V179H57V175L55 174V176H56V179H54V178H52V179H50V180H53V181H50V180H48V181H50V185H49V183H48V181L46 182L45 180H43L44 178H42L43 177V175H42V177H40V181L38 180L37 181V179H38V177H39V175H41V172H40V174H39V172H38V170H37V172H38V174H37V176H35L36 175V173H35V171H34V174H33V169H35V168H33ZM43 166V167H42ZM65 166H69V168H67V167H65ZM75 168H74V167ZM87 166H90L91 168L89 169ZM102 166V167H103ZM171 166V167H170ZM198 166V167H199ZM8 167V168H7ZM19 167V168H18ZM27 167H31V168H27ZM78 167H79V170L80 171H78ZM85 169L84 171H85V173H82L83 172V168ZM86 167V168H85ZM113 167H115V169L113 168ZM123 167H121V169L123 168ZM124 167V168H125ZM7 168V169H6ZM10 168H11V170H10ZM13 168V169H12ZM18 168V169H17ZM33 168V169H32ZM37 168V169H38ZM41 168V169H40ZM43 168H44V170H43ZM52 168L53 169H55V170H53V172H51L52 171ZM62 168H64V170H65V168H66V171H67V169L68 170H70V171H68L67 173H65L66 171H64L63 172V170H62ZM73 168V169H72ZM106 168V169H105ZM108 168V169H107ZM114 170H113V169ZM140 168H142V169H140ZM210 168V167H209ZM4 169V170H3ZM27 169V170H26ZM57 169V170H56ZM86 169H88V171H86ZM100 170V172H99V170ZM103 169V170H102ZM113 170V172H112V170ZM135 169H137V171L136 172H134L133 170H135ZM189 169V170H188ZM3 170V171H2ZM7 170V171H6ZM13 170H17L16 172L15 171H13ZM18 170H19V172H18ZM30 170H32V173H30L29 174V176H27L26 174H28V172L27 171H29V172H31ZM62 170V171H61ZM77 172H76V171ZM82 170V171H81ZM91 170V172H89ZM94 170V171H93ZM117 170L118 171H120V173L122 172L123 174L125 173H127L125 176L121 173H119V172H117ZM141 170H143V171H141ZM148 170H150V172L148 171ZM186 170H184V172H186ZM211 170H213V172L211 171ZM216 170V171H215ZM6 171V172H5ZM11 171H12V173H11ZM23 171H24V173H26V174H24L23 173ZM45 171H47V172H50V173H47L48 175H50L51 173V175H53V176H48L46 173H45ZM72 171H73V173L74 174H72ZM75 171V172H74ZM98 171V172H97ZM105 171H106V173H105ZM108 171V172H107ZM114 171H116V172H114ZM125 171H127V170H125ZM142 173H141V172ZM148 171V172H147ZM190 171V172H189ZM209 171H211V172H209ZM3 172V173H2ZM4 172H5V175H4ZM78 172H81L80 173V175H78ZM87 172H89V173H91V174H89V175H91V177H93L95 174V177L97 176L98 178H96V181H92L93 183L92 184H94L95 182L98 184L99 182L101 183V184H99V185H97L96 183H95V187L93 186H91V188H89L90 187V185H92L91 184V182H89V181H91V177L88 175V173ZM96 172V173H95ZM101 172H104V175L101 173ZM111 172V173H110ZM140 172V173H139ZM218 172V173H217ZM14 173V174H13ZM19 173V174H18ZM59 173H57V174H59ZM92 173H93V176H92ZM102 175H101V174ZM113 173H115V175L113 174ZM130 173V174H129ZM203 173H206V174H203ZM214 173V174H213ZM216 173V174H215ZM3 176H2V175ZM11 174H13L14 175V177L16 178V177H19L18 175H20V174H23V175H21V176H24L25 178H24V181H23V177H19V179L20 178H22V180H20L21 181V183H20V181H19V179H15L14 178V180H13V176L11 175ZM76 174V175H75ZM85 174V175H84ZM100 174V175H99ZM111 174V175H110ZM117 174V175H116ZM134 174L132 175V176H134ZM220 174V175H219ZM15 175H17V176H15ZM30 175H34L33 177H37V179L36 180H32V179H30L31 178V176ZM70 175V174H69ZM70 175V176H71ZM100 177H99V176ZM113 175H114V177H113ZM123 177H125L124 179H121L120 180V178H122V176ZM130 176L129 178H128V176ZM205 175V176H204ZM7 176H9L10 178H8L9 179V182H11V184L12 185H14V186H12L9 182H6L4 179L6 178L7 179ZM28 178H27V177ZM78 176H80L79 178H78ZM82 176V177H81ZM86 176V177H85ZM102 176V177H101ZM112 177V183H111V181H109L111 178L110 177ZM119 177L118 179L120 180V183H118L117 184V181H116V183H114V181H115V177ZM127 176V177H126ZM203 176V177H202ZM5 177V178H4ZM12 177V178H11ZM32 177V178H33ZM77 179V180H75V178ZM95 177L93 178V180H95ZM208 177V178H207ZM27 178V179H26ZM65 178V179H64ZM66 178H67V180H66ZM80 178L82 179V178H84V179H82L81 181H79L80 180ZM86 178H91V179H86ZM102 178H105V180L104 179H102ZM106 178H109V180L108 179H106ZM114 178V179H113ZM8 179H7V181H8ZM28 179H30V180H28ZM42 179V180H41ZM62 179H64V180H62ZM99 179H100V181H99ZM201 179H203L204 181H202ZM12 180V181H11ZM19 181V183H18V181ZM25 180H27V181H25ZM36 181V183L34 182V184H33V187H32V185H30V183L29 182H32V181ZM57 180H58V182H57ZM75 180V181H74ZM107 180V181H106ZM117 180V179H116ZM119 180H118V182H119ZM209 180V181H208ZM14 181H16V182H14ZM55 181V182H54ZM97 181H99V182H97ZM104 181H106V183L104 182ZM125 182V184L127 183V181H128V185L126 184H124V182ZM131 181V180H130ZM201 181V182H200ZM212 181V182H211ZM9 183L8 184V187L7 188H9V186H11V187H13L12 189H11V191H10V188L9 189H6V187H4L5 185H7V184H5L4 186H3V184L4 183ZM23 182H25V183H28L27 185H28V189H27V185L25 184V183H23ZM37 182H38V184H37ZM41 182H45V183H41ZM53 182H54V184H53ZM57 182V183H56ZM60 182V186H59V183ZM80 182V183H79ZM82 182V183H81ZM83 182H84V184H83ZM111 185L110 186V189H109V191H111L113 194H115V192H117L116 194L118 195H111L112 193H110L109 194V192H108V189L106 188V186H108L109 187V185H108V183ZM15 183V184H14ZM23 183V184H22ZM47 183V184H46ZM52 183V184H51ZM76 183V184H75ZM121 183H122V185H123V187H121L120 188V186H121ZM133 183H132V185H133ZM17 184V185H16ZM18 184L21 186H18ZM41 184V185H40ZM49 185V186H44V185ZM80 184V185H79ZM102 184H103V186L105 187H103L102 186ZM200 184V185H199ZM22 185H23V187H22ZM25 185V186H24ZM30 185V186H29ZM36 185V186H35ZM40 185V186H39ZM51 185H53V186H57V190L53 187V186H51ZM62 185V186H61ZM78 185H79V187L81 188L82 187V189L83 188H86V189H80L79 188V190H77L78 189ZM84 185V186H83ZM96 185H97V187H96ZM198 185V186H197ZM39 186V187H38ZM42 186V187H41ZM69 190V194L67 195V189L65 188V187ZM85 186H88V187H85ZM125 186H126V189H125ZM127 186H128V188H127ZM203 186V187H202ZM21 189H20V188ZM24 187L26 188V189H24ZM38 187V188H37ZM48 187V188H47ZM53 187V188H52ZM61 187H63V188H61ZM76 188V190L78 191V193H79V191H80V193H79V196L78 195H76V194H78L77 193V191L75 190V188ZM100 187H103L104 189L103 190H105L104 192H102V194H101V192L99 193L100 194V198H102V199H100V200H102L103 202H99L100 200H99V198H97V197H99V194H98V196L97 197H95L97 194H96V191L97 192H99L100 191V189L102 190V188H100ZM116 187H118L117 189H116ZM130 187H132V189L130 188ZM198 187L201 189H199V191L197 190L198 189ZM205 187V188H204ZM16 188V189H15ZM40 188V189H39ZM41 188H43L42 190H43V192L44 193H41L42 192V190H41ZM49 188H52V189H50V190H52V192L50 191L49 192ZM66 189V190H64L66 193V195H63L62 196V194H61V192L63 191V189ZM87 188H89V190L91 191L92 190V192H90V191H88V189ZM93 188V189H92ZM113 188V189H112ZM123 188V189H122ZM130 188V189H129ZM2 189H3V191L5 192H3L2 191ZM5 189V190H4ZM24 189V190H23ZM30 189H34L33 191L35 192H33L32 190L30 191ZM39 191H38V190ZM44 189H47L48 190V193H46L47 192V190L46 191H44ZM58 189H61V190H58ZM95 189V190H94ZM97 189V190H96ZM120 189H122V193H121V190ZM135 189V188H134ZM225 189V190H224ZM227 189V190H226ZM17 190H18V192H17ZM35 190H37V191H35ZM41 190V191H40ZM53 190H55V192L53 191ZM85 190V191H84ZM88 192H87V191ZM94 190V191H93ZM115 190H117V191H115ZM118 190L120 191V194H122V195H120V194H118ZM126 190V191H125ZM260 190V191H259ZM13 191V192H12ZM15 191V192H14ZM19 191L22 193H19ZM25 191V192H24ZM29 191V192H28ZM56 191H58V192H56ZM60 191V192H59ZM63 191V192H64ZM74 193H73V192ZM84 191V192H83ZM123 191H125L124 193H123ZM129 191V192H128ZM229 191V192H228ZM231 191V192H230ZM233 191V192H232ZM262 191V192H261ZM2 192H3V194H2ZM8 192H9V194H8ZM11 192V193H10ZM17 192V193H16ZM32 192V193H31ZM62 192V193H63ZM72 194H71V193ZM88 193V194H86V193ZM93 192H94V194H93ZM107 192V193H106ZM7 193V194H6ZM14 193H15V196H14ZM41 193V194H40ZM57 194L56 196L55 195H53V194ZM61 195H60V194ZM85 193V194H84ZM91 193H92V195H91ZM103 193H106V194H104L105 196H104V198H103ZM232 195V197H231V195ZM243 193V194H242ZM262 193V194H261ZM24 194H25V196H24ZM30 194H33L32 196L30 195ZM36 194V195H35ZM50 194H51V196H50ZM64 194V193H63ZM81 194L83 195V196H81ZM109 194V195H108ZM229 194V195H228ZM17 195H18V197H17ZM21 195V196H20ZM22 195H23V197H22ZM29 195V196H28ZM39 195V196H38ZM45 195H47V196H45ZM59 195L60 196H62V197H59ZM85 195V196H84ZM95 195V196H94ZM238 197H237V196ZM2 196H4V197H2ZM7 196V197H6ZM35 196H36V198H38V199H36L35 198ZM51 197V198H49V197ZM58 196V197H57ZM67 196V197H66ZM71 196H72V198H71ZM74 196H76L75 198L76 199H74L73 200V197ZM89 196H93V198H91V197H89ZM107 196V197H106ZM109 196V197H108ZM110 196H114V198L113 197H110ZM117 196V197H116ZM120 196V197H119ZM122 196V197H121ZM240 196V197H239ZM252 196V197H251ZM9 197H11L10 199L11 200H9ZM13 197H15V198H13ZM22 197V198H21ZM25 197V198H24ZM30 197H31V200H30ZM44 197V198H43ZM47 197H48V199H47ZM91 198V199H89V198ZM96 199H95V198ZM197 197V198H196ZM210 197V198H209ZM226 197V198H225ZM242 197V198H241ZM260 197H262V198H260ZM12 198L14 199V200H12ZM17 198V199H16ZM19 198H21V200L19 199ZM32 198L34 199V201H32ZM42 198V199H41ZM54 198V199H53ZM56 198H58V199H56ZM60 198H62L63 200H62V202L61 201H59V199ZM65 198V199H64ZM68 198V199H67ZM70 198H71V200H70ZM80 198H82V200H80L79 201V199ZM87 198V199H86ZM105 198H106V201H107V203H105L104 201H105ZM107 198H108V200H107ZM116 198V199H115ZM120 198V199H119ZM239 198H240V200H239ZM245 198V199H244ZM251 198V199H250ZM258 198H260V199H258ZM4 199H6V200H8V201H6V200H4ZM16 199V200H15ZM43 199H44V201H46L45 203L43 202ZM46 199V200H45ZM50 199V200H49ZM51 199H53L52 201H51ZM55 199H56V201H55ZM94 199V200H93ZM109 199H110V201H109ZM115 199V200H114ZM209 199V200H208ZM228 199V200H227ZM250 201H249V200ZM2 200V201H1ZM18 200H20L19 201V203L20 204H24V203H26L27 204V202H28V205H29V203L32 205V203H33V205H32V207H31V205H29V207H28V205H26V204H24V205H21L20 206V204L18 203ZM26 202H25V201ZM49 202H48V201ZM61 200V199H60ZM65 200V201H64ZM91 200H93V201H91ZM199 200V201H198ZM234 200V201H233ZM246 200H248V201H246ZM262 202H261V201ZM7 203H6V202ZM14 201V203H12ZM24 201V202H23ZM30 201H32V203L30 202ZM36 201H38V203L36 202ZM54 201H55V203H54ZM59 201V202H58ZM72 201V202H71ZM75 201V202H74ZM78 201V202H77ZM89 201V202H88ZM115 201V203H117ZM209 201V202H208ZM226 201H228V202H226ZM230 201V202H229ZM238 201V203H236ZM242 201V202H241ZM65 202V203H64ZM81 202V203H80ZM93 202V203H92ZM112 202V203H111ZM199 204V206H198V204ZM204 204V206H201L202 205V203ZM247 202H249L248 204H247ZM261 202V203H260ZM5 203V204H4ZM12 203V204H11ZM35 203H37L36 204V211H35V209H34V206H35ZM78 203V204H77ZM86 205H85V204ZM90 203H92V204H90ZM223 203V204H222ZM231 203V204H230ZM236 203V204H235ZM245 203V204H244ZM256 203V204H255ZM2 204H4V205H2ZM8 204H9V206L12 208V210L15 212H12L11 210H9V209H7L8 210V213H7V210H6V208H10L9 206H8ZM43 204H44V206H43ZM49 204V205H48ZM53 206H52V205ZM54 204H56V205H54ZM82 204H84V205H82ZM91 205V206H89V205ZM93 204L95 205V206H93ZM197 204V205H196ZM208 204V206H205V205H207ZM241 204V205H240ZM13 205V206H12ZM37 205H39L42 209H43V214H44V216H46V218L49 216V215H45L46 213H48V214H51L49 217H52V220H50L51 218H49V220H47L46 218H44V216L42 217V213H41V211H42V209L39 207V206H37ZM45 205H47V206H45ZM62 205V206H61ZM66 205V206H65ZM79 205H80V207H79ZM194 206V208L193 207H191V206ZM224 205L226 206V207H224ZM238 205V207H236ZM252 205V206H251ZM255 205V206H254ZM2 206V207H1ZM5 206V207H4ZM7 206V207H6ZM49 206V207H48ZM63 206L65 207V208H63ZM76 206V207H75ZM82 206V207H81ZM85 206V207H84ZM99 206V207H98ZM196 206H198V209H196L197 207ZM232 208H231V207ZM241 206H243V207H241ZM244 206H246V207H244ZM251 206V207H250ZM14 207V208H13ZM17 207H19V209L20 210H17L18 208ZM26 209H25V208ZM37 207H39V209L37 208ZM52 207V208H51ZM73 207H75V209L73 208ZM86 207H89V210L88 211H90L89 213L91 214L93 211V213H92V215L90 216V214L87 212V211H84V210H87V209H85ZM188 207V208H187ZM207 207V208H206ZM228 207V208H227ZM234 207V208H233ZM239 207H241V208H239ZM256 207V208H255ZM2 208V209H1ZM5 208V209H4ZM16 208V210H14ZM24 208V209H23ZM30 210H29V209ZM46 208H48L47 209V211H44V210H46ZM50 208V209H49ZM62 210H61V209ZM67 208H69V209H67ZM90 208H93V209H90ZM188 209V212H186L187 210L186 209ZM200 208V209H199ZM202 208H206V210L205 209H202ZM222 208V209H221ZM226 208L228 209V210H226ZM230 208H231V210H230ZM236 208H238V210L236 209ZM57 209V210H56ZM66 209V210H65ZM72 209V210H71ZM81 209H84V210H82V212L80 211ZM183 209V210H182ZM184 209L186 210L185 211V213L183 212L184 211ZM191 209H195L194 211L196 212L195 214H194V211L193 210H191ZM208 209H210L209 211H207ZM233 209V210H232ZM236 209V210H235ZM250 209V210H249ZM23 210V211H22ZM26 210V211H25ZM34 210V211H33ZM51 212H50V211ZM74 210H76V211H74ZM97 210V211H96ZM200 211L201 210V212H202V214H201V212L200 213H198V211ZM205 211V212H203V211ZM221 210V211H220ZM18 211V212H17ZM63 212V214L61 213V212ZM67 211V212H66ZM80 211V212H79ZM84 211V212H83ZM189 211H190V213H189ZM191 211H193V213L191 212ZM223 211H225L224 212V214H223ZM232 211V212H231ZM234 211H235V213H237V214H234ZM243 211H245V212H243ZM2 212H3V214H2ZM5 212V213H4ZM31 214H30V213ZM34 212V214L36 215V217L37 216H40L41 215V218H42V220H47L46 222L45 221H43V223L41 222L42 220H41V218H36L35 216H34V214H32ZM37 212H40L39 214L40 215H37L38 213ZM45 212V213H44ZM50 212V213H49ZM53 212V213H52ZM55 212V213H54ZM64 212H66L67 213V215H66V213H64ZM97 214H96V213ZM207 212V213H206ZM222 214H221V213ZM240 212V213H239ZM251 213L252 214V216L250 215V214H247V213ZM11 213V214H10ZM19 213H21V214H19ZM81 216V215H83V217L81 216V219H79V215ZM83 213V214H82ZM86 213V214H85ZM189 213V214H188ZM207 214V216H205V214ZM243 213H244V215H243ZM246 213V214H245ZM9 214V215H8ZM14 214H17V215H14ZM59 214V216H56V215H58ZM62 214V215H61ZM70 215V219L68 218L69 217V215ZM74 214H75V216L79 219V220H81L82 222H80L79 220L77 221V218H73V216H74ZM198 214L200 215V218L202 219V217H204L203 218V220H201L200 218H197V217H199L198 216ZM219 214V215H218ZM240 214V215H239ZM241 214H242V216H241ZM259 214V215H258ZM263 214V215H262ZM3 215V216H2ZM4 215L5 216H7L8 217V220H6L7 219V217H4ZM13 215V219L11 218V216ZM20 215V216H19ZM24 215H25V217H24ZM27 215V216H26ZM53 215L55 216V217H53ZM73 215V216H72ZM89 215V216H88ZM94 215V216H93ZM195 215V216H194ZM203 215V216H202ZM208 215H209V217H208ZM221 215H222V217H221ZM226 215H227V217H226ZM246 215V216H245ZM247 215H249V216H247ZM257 215V216H256ZM2 216V217H1ZM32 218H31V217ZM33 216L36 218V220H37V222H38V219H40V221H39V223H37V222H35L34 220H35V218L33 219ZM61 216H63L62 217V221H63V223H62V221H61ZM66 216V217H65ZM72 216V217H71ZM84 216H85V218H84ZM93 216V217H92ZM99 216V217H98ZM151 216H152V218L150 217V219H149V221L150 222H152V224L149 222L148 224V226H149V229H151V231L153 232V230L155 231L156 230V228H157V226H158V228H159V226L160 225H162L163 224V222H162V220H161V218L159 217V216H157V215H155V213H154V215H152L151 214ZM157 218H156V217ZM180 216H181V218H180ZM186 216V217H185ZM233 216H235V217H233ZM251 216V217H250ZM255 216H256V218H255ZM258 216H259V218L261 217V218H263L262 220H261V218H260V222H262L263 223V225H262V223H259V220H257V218H258ZM17 217V218H16ZM57 217H58V220H57ZM183 217V218H182ZM188 217V218H187ZM189 217H190V220H189ZM194 217V218H193ZM232 217V219H230ZM236 217H237V219H238V221H237V219H236ZM246 217H248V218H246ZM5 218V219H4ZM11 218V219H10ZM15 218H16V220H18V218L20 219H22V220H25V218L27 219L25 222H27V224H25V223H23L22 221L20 222L19 220H18V222H20L21 224H25V225H18L19 223H17L16 222V220H15ZM53 218H55V221H54V219ZM72 218L74 219V220H76V221H74V220H72ZM86 218H88V221H87V219ZM155 219V221H157V220H159V221H157V222H155V224H157V226L156 227H154L153 225H154V219ZM159 218V219H158ZM187 218V219H186ZM206 218L208 219V221L206 220ZM236 220H235V219ZM243 218H245L244 220H242ZM251 218V219H250ZM258 218V219H259ZM28 219H33V221H34V226H32L33 225V222L31 223L30 221H32V220H30L29 222L31 223H28ZM68 219V220H67ZM84 219V220H83ZM153 219V220H152ZM184 219V220H183ZM191 219H192V222H191ZM195 219V220H194ZM204 219H205V221H204ZM228 220L229 219V221L227 222L226 220ZM233 219H234V221H233ZM10 220H12V221H14L15 220V222L16 223H14V222H12V221H10ZM65 220V221H64ZM67 220V221H66ZM71 220V221H70ZM161 220V221H160ZM183 220V221H182ZM188 220V221H187ZM225 220V221H224ZM246 220V221H245ZM251 220H255L254 222L256 223L257 222V224L255 225V223L253 222V221H251ZM9 221V222H8ZM53 223H52V222ZM59 221V222H58ZM69 221H70V223H69ZM86 222L87 223V225L89 226V228H86L87 227V225L86 226H84V225H82V224H86V223H84V222ZM98 221H99V223H98ZM185 221L186 222H188L187 224L185 223ZM236 221V222H235ZM240 221V222H239ZM7 222V223H6ZM14 223L13 225H8L9 223ZM50 222V223H49ZM65 222V223H64ZM68 222V223H67ZM72 222H78V223H73L72 224ZM79 222H80V224H79ZM91 224H90V223ZM177 222H179V224L181 225V227H180V225H178L177 224ZM182 222V223H181ZM197 222V223H196ZM201 222V223H200ZM206 222V223H205ZM209 222V223H208ZM211 222V223H210ZM237 222H239V223H237ZM242 222V223H241ZM247 222H249V223H247ZM250 222H252V225L250 224ZM10 223V224H11ZM37 223V224H36ZM49 223V224H48ZM52 223V224H51ZM60 223V224H59ZM89 223V224H88ZM160 223H162V224H160ZM184 223H185V225H184ZM192 223V224H191ZM203 223V224H202ZM241 223V224H240ZM247 223V224H246ZM253 223H254V225H253ZM36 224V225H35ZM41 224H43V227H40V226H38V225H41ZM66 224L68 225V227L66 226ZM72 224V226H70ZM191 226H190V225ZM199 224H200V226H201V229H200V226H199ZM211 224V225H210ZM236 224H237V226L239 225H241L240 227L238 226H236ZM249 224H250V226H249ZM260 226H259V225ZM17 225V226H16ZM27 225H30L29 226V228H28V226ZM47 225V226H46ZM48 225H51V226H54L53 228L51 227V226H49V228H50V230H49V228H46V227H48ZM62 226V227H60V226ZM82 227L83 226V228H81L80 226ZM93 227H92V226ZM151 225V226H150ZM164 226H165V224H163ZM160 226V227H164V226ZM203 225H204V227H203ZM233 225H234V228H233ZM246 225V226H245ZM26 226V227H25ZM32 226V227H31ZM42 226V225H41ZM59 228H58V227ZM65 226V227H64ZM76 226V227H75ZM97 226V227H96ZM187 227V229L185 228V227ZM193 226V227H192ZM197 226V227H196ZM210 226V227H209ZM225 226H226V228H225ZM9 227V228H8ZM10 227L11 228H15V229H11L10 230ZM16 227L19 229H16ZM20 227H25L24 229H23V232L25 233L26 232V235H23L21 232H19L22 228H20ZM37 227V228H36ZM57 227V228H56ZM69 229V227H70V229L68 230L67 228ZM73 228V230H72V228ZM75 227V228H74ZM78 227V228H77ZM100 229H99V228ZM152 227H154V228H152ZM174 227V228H173ZM180 227V228H179ZM194 227H196V228H194ZM229 227V228H228ZM236 227V228H235ZM252 228V230H251V228ZM255 227H256V229H255ZM6 228H8V232L10 233H12V235H11V233L10 234H8V232H7V229ZM28 229V235H34V237H32L31 236V238L29 239V236L27 235V230H25V229ZM33 228V230L35 229V231H33V230H31V229ZM38 228H40V229H38ZM43 228V231L41 230ZM46 228V229H45ZM86 228V229H85ZM91 228H92V230H91ZM157 228V233L159 232L160 234L161 233H163V230H164V228L162 229V228H159L158 229ZM175 228H177L176 230H175ZM184 230H183V229ZM191 228H193L192 230H191ZM197 228L199 229V233L200 234H202V235H196V234H198V230H197ZM204 228V229H203ZM222 228H223V230H225V231H223L222 230ZM225 228V229H224ZM231 228V230H229ZM240 228H241V230H240ZM244 228V229H243ZM249 230H248V229ZM1 229L3 230V231H5V233L4 232H2L1 231ZM47 229H48V231H47ZM58 229V230H57ZM60 229V230H59ZM74 229L76 230L77 229V232L76 231H74ZM81 229V230H80ZM95 229V230H94ZM162 229V230H161ZM180 229H182V230H180ZM196 230V231H193V230ZM204 231H203V230ZM207 229H209V230H207ZM236 229V230H235ZM261 229V230H260ZM17 231V232H19V234L17 235L16 234V232L15 231ZM25 230V231H24ZM46 230V231H45ZM52 230L54 231V232H52ZM64 230V231H63ZM79 230V231H78ZM98 230V231H97ZM161 230V231H160ZM220 230V231H219ZM235 230V231H234ZM245 230V231H244ZM246 230H247V232H246ZM255 230H256V233H254L255 232ZM13 231L15 232V234L17 235H15V234H13ZM22 231V230H21ZM31 231H33V232H31ZM37 231V232H36ZM38 231H39V233H38ZM40 231L42 232V233H40ZM47 232L46 234H44L45 232ZM51 231V232H50ZM66 231V232H65ZM70 231H72L71 233H70ZM93 231H94V233H93ZM102 231V232H101ZM155 231V232H156ZM178 231H180V234H179V232ZM189 231H191V232H189L190 234H192V233H194V235H196L197 237L194 239V238H191V237H189V236H192V235H190L188 232ZM193 231V232H192ZM219 231V232H218ZM223 231V232H222ZM232 231H234V233L235 234H238V235H235L234 233H232ZM237 231H240V232H237ZM253 231V232H252ZM4 233V234H2V233ZM35 232V233H34ZM44 232V233H43ZM50 234H49V233ZM58 232V233H57ZM62 232H64V235L65 236H63V233ZM83 232V233H82ZM87 232V233H86ZM91 232V234H88V233H90ZM97 232H99V233H97ZM177 232V233H176ZM181 232H183L184 234H182ZM197 232V233H196ZM211 232V234H209V233ZM217 232V233H216ZM237 232V233H236ZM259 232V233H258ZM33 233V234H32ZM62 235H61V234ZM69 233V234H68ZM72 233H73V235H72ZM77 233V234H76ZM188 233V234H187ZM206 235H205V234ZM213 233V234H212ZM215 233V234H214ZM245 233V234H244ZM247 233H249V234H247ZM251 233V234H250ZM258 233V235H256ZM263 233V234H262ZM22 234V235H21ZM38 234V237L36 236ZM42 234V235H41ZM57 234V235H56ZM71 234V235H70ZM75 234V235H74ZM83 234V235H82ZM96 234H98V235H96ZM102 234H106V235H102ZM178 234V235H177ZM187 234V235H186ZM204 234V235H203ZM232 234L234 235V236H232ZM241 234V236H239ZM244 234V235H243ZM247 234V235H246ZM254 234V235H253ZM7 237H6V236ZM14 235V236H13ZM39 235H41L40 237H39ZM44 235V236H43ZM55 235V236H54ZM58 235H60L61 237H59V239H58ZM70 235V236H69ZM88 235V236H87ZM179 235H181V236H179ZM182 235H183V237H182ZM194 235L192 236V237H194ZM214 235V236H213ZM216 235V236H215ZM218 235V236H217ZM219 235H220V237L221 236H223V237H221L222 238V240H221V238L219 237ZM249 235V236H248ZM3 238H2V237ZM16 236V239L14 238ZM23 236V238H21V237ZM27 238V236H28V238L27 239H29V241H30V243H29V241L25 238V237ZM51 236H53V237H51ZM74 236V237H73ZM78 236V237H77ZM98 236V237H97ZM176 236H177V238H176ZM184 236H186V237H184ZM188 236V237H187ZM200 236V237H199ZM204 236V237H203ZM206 236V237H205ZM210 236V237H209ZM227 236V237H226ZM231 236V237H230ZM259 236V237H258ZM6 237V238H5ZM19 237V238H18ZM37 237V238H36ZM63 237V238H62ZM74 239H72V238ZM80 237V238H79ZM82 237V238H81ZM106 237V238H105ZM202 237V238H201ZM213 237V238H212ZM216 237V238H215ZM228 237H230V238H228ZM238 237V238H237ZM247 237V238H246ZM249 237H251V238H249ZM258 237V238H257ZM9 238V239H8ZM15 239V241H13L14 239ZM37 239V240H35V239ZM42 238H44L43 240H41ZM46 238V239H45ZM53 239V242H52V239L51 240H48V239ZM65 238V239H64ZM70 240H69V239ZM79 239V240H77V241H75L76 239ZM91 238H92V241H91ZM181 238V239H180ZM197 238H198V240H197ZM200 238V239H199ZM205 240H204V239ZM207 238V239H206ZM215 238V239H214ZM218 238H220V240L218 239ZM243 238V239H242ZM246 240H245V239ZM253 238V239H252ZM256 238V239H255ZM6 239V240H5ZM14 242V243H12V241ZM19 239H20V241H19ZM22 239H25V240H22ZM41 241H40V240ZM54 239H55V241H54ZM80 239H82L83 241H81ZM85 239V240H84ZM97 239V240H96ZM99 239V240H98ZM174 239H176V241L174 240ZM179 239H180V241H179ZM184 239H187L186 241L184 240ZM189 239H191L190 241H189ZM203 239V240H202ZM230 239V240H229ZM233 240V242H235V243H233L232 242V240ZM248 239H249V241L251 240V242H248ZM32 240V241H31ZM34 240L36 241V242H34ZM48 240V241H47ZM56 240L58 241V243L56 242ZM96 240V241H95ZM101 240V241H100ZM194 240V243L192 242ZM196 240V241H195ZM200 240V242H198ZM202 240V241H201ZM235 240V241H234ZM242 240V241H241ZM253 240V241H252ZM255 240V241H254ZM257 240L259 241V242H257ZM2 241H0V244H2ZM10 241V242H9ZM22 241V242H21ZM25 241V242H24ZM37 241H39V243H37ZM47 241V242H46ZM63 241V242H62ZM71 241V242H70ZM89 241V242H88ZM91 241V242H90ZM94 241V242H93ZM99 241V242H98ZM184 241V242H183ZM189 241V242H188ZM206 243H205V242ZM209 243H208V242ZM211 241H213V242H215V243H213V242H211ZM218 241V242H217ZM244 241V242H243ZM248 242L247 243V245L245 244L246 242ZM260 241H261V243H260ZM8 242L10 243V244H8ZM19 242V243H18ZM46 242V243H45ZM51 242V243H50ZM56 242V243H55ZM67 243V244H65V243ZM177 243V245H176V243ZM186 242V243H185ZM188 242V243H187ZM191 242V243H190ZM220 242V243H219ZM255 242V243H254ZM24 244L26 247H27V250H26V254L25 255H20V254H17L16 252H15V250H16V248H15V245H18V244ZM37 243V244H36ZM41 243V244H40ZM45 243V244H44ZM54 245H53V244ZM60 243V244H59ZM71 243V244H70ZM82 243V244H81ZM182 245H181V244ZM196 243V244H195ZM240 243H242V244H239ZM254 243V244H253ZM12 244V245H11ZM33 244V245H32ZM40 244V245H39ZM50 244H52V246L50 245ZM62 244V245H61ZM70 244V245H69ZM81 244V245H80ZM181 245V246H179V245ZM186 244V245H185ZM188 244H191V245H188ZM199 244V245H198ZM203 246H202V245ZM216 244H219V245H216ZM258 244V245H257ZM14 245V246H13ZM42 245V246H41ZM69 245V246H68ZM85 245V246H84ZM89 245V246H88ZM192 245H195V246H192ZM235 245V246H234ZM241 245H242V247H241ZM251 245H254V246H251ZM262 245V246H261ZM6 246V247H5ZM9 248H8V247ZM32 246H34L33 248H32ZM42 247V249H44V252H45V254L44 253H42L43 252V250L42 249H40L41 247ZM44 246H45V248H44ZM48 246H49V248H50V250L48 249ZM55 246H56V248H55ZM58 246H60V247H58ZM65 246H67V248L65 247ZM92 246V247H91ZM95 246V247H94ZM101 246V247H100ZM103 246V247H102ZM191 246V247H190ZM198 246H200V248L198 247ZM201 246H202V248H201ZM208 246V248H206ZM217 248H220V249H216V247ZM229 246V248H227ZM236 246H238V247H236ZM244 246V247H243ZM246 246V247H245ZM256 246V249L254 248L253 250H251L252 249V247H255ZM262 248H261V247ZM12 247V248H11ZM32 248L31 249V251H30V249L29 248ZM40 247V248H39ZM46 247H47V249H48V251L46 250ZM71 247V248H70ZM84 247H85V249H84ZM88 247H90V248H88ZM167 247V248H166ZM171 247V248H170ZM174 247V248H173ZM175 247H176V249H175ZM178 247H181V248H178ZM186 247V248H185ZM190 247V248H189ZM196 247V248H195ZM213 248V249H216V251L215 250H213V249H211V248ZM215 247V248H214ZM230 247H231V250H230ZM233 247V248H232ZM241 247V248H240ZM247 247H250V248H247ZM36 248L39 250H37V251H35L36 250ZM55 248V249H54ZM72 248H74V249H72ZM81 248V249H80ZM87 248H88V250H87ZM95 248H97L96 250H95ZM100 248V249H99ZM104 248V250L105 251H103L102 249ZM169 248V249H168ZM177 248H178V250H177ZM184 248V249H183ZM187 248H189V249H187ZM205 248V249H204ZM238 248V250H236ZM6 249V250H5ZM18 249V248H17ZM33 249H34V251H33ZM66 249V250H65ZM71 251H70V250ZM90 249V250H89ZM94 249V250H93ZM99 249V250H98ZM157 249V250H156ZM162 249V251H159V250H161ZM166 249V250H165ZM171 249V250H170ZM173 249V250H172ZM181 249H183V250H181ZM191 249V250H190ZM195 249H197V250H195ZM208 249L210 250L209 252H208ZM244 251H243V250ZM250 249V250H249ZM258 249V250H257ZM3 250V251H2ZM62 251V250H64L63 252H64V254H65V252L67 251V250H69V251H67L66 253L67 254H65V255H62L61 256V260L63 261H59V263L58 262H56V261H51L50 259H49V255H51L52 253H54L55 251ZM74 250H75V252H74ZM79 250H80V252H79ZM82 250V251H81ZM152 250V251H151ZM153 250H154V252H153ZM169 250V252H167L166 253V251H168ZM176 250V251H175ZM205 250V251H204ZM236 250V251H235ZM239 250H241L240 251V253H239ZM7 251V252H6ZM86 251V252H85ZM95 251V252H94ZM99 251V252H98ZM100 251H101V253H100ZM103 251V252H102ZM112 251V252H111ZM146 251V252H145ZM181 251H182V253H181ZM187 251V252H186ZM190 251V252H189ZM222 251V252H221ZM225 251H226V253H225ZM232 251H234L233 253H232ZM237 251H238V253H237ZM9 252V254L8 255H6L7 253ZM11 252L13 253V254H11ZM36 252H38V253H36ZM71 252V253H70ZM151 252H152V254H151ZM156 252H158L157 254H156ZM170 252H172V253H170ZM177 252H178V254H177ZM179 252H180V254H179ZM184 252V253H183ZM186 252V253H185ZM188 252L190 253V254H188ZM205 252V253H204ZM210 252H212L213 254H211ZM215 252V253H214ZM229 252V253H228ZM236 252V253H235ZM263 252V253H262ZM3 253V254H2ZM6 253V254H5ZM30 253H32V254H30ZM42 254V255H40L39 256V254ZM51 253V254H50ZM72 253H73V255H72ZM80 253V254H79ZM91 254V255H89V254ZM113 253V254H112ZM122 253V254H121ZM145 253L147 254V255H145ZM165 253H166V255H165ZM168 253H170L169 255H168ZM193 253H194V256L192 257V255H193ZM197 253V254H196ZM200 255H199V254ZM209 253V254H208ZM220 253V254H219ZM242 253V254H241ZM34 254H36V257L38 256V258L40 259H38V258H36V257H34ZM44 254V255H43ZM69 254H71L70 256H69ZM149 254V255H148ZM174 254V255H173ZM175 254H177V255H175ZM187 254V255H186ZM215 254V255H214ZM225 254V255H224ZM233 254V255H232ZM241 254V255H240ZM259 254V255H258ZM12 255H13V258H11L12 257ZM84 255V256H83ZM86 255V256H85ZM98 255V256H97ZM123 255V256H122ZM154 255H156V256H154ZM179 255H183L182 257L181 256H179ZM184 255H186V256H184ZM209 255V256H208ZM222 255V256H221ZM224 255V256H223ZM228 255H230V256H228ZM248 255V256H247ZM254 255V256H253ZM5 256V257H4ZM15 256V257H14ZM45 256V257H44ZM72 256H73V259H72ZM78 256V257H77ZM90 256L91 257H93V259L92 258H90ZM100 256V257H99ZM142 256V257H141ZM160 256H162V257H160ZM163 256H164V258H163ZM175 256H177V257H179V258H175L174 257V259H173V257ZM213 256V257H212ZM218 256V257H217ZM225 256H226V258H225ZM247 256V257H246ZM250 256V257H249ZM253 258H252V257ZM256 256H257V258H256ZM8 257V258H7ZM25 257L26 258H28V259H25ZM29 257H31V258H29ZM33 257V258H32ZM47 257V258H46ZM65 257V258H64ZM68 257H69V260H67L68 259ZM71 257V258H70ZM123 257V258H122ZM132 257V258H131ZM137 257V258H136ZM150 258V261H149V258ZM153 257H155V258H157V259H151V258H153ZM166 257H167V259H166ZM171 257V259H169ZM191 257V258H190ZM195 257V258H194ZM208 257H210V258H208ZM239 257V258H238ZM255 257V258H254ZM261 257V258H260ZM45 259V261H43L44 259ZM74 258H75V260H74ZM78 258V259H77ZM89 258V259H88ZM128 258V259H127ZM131 258V259H130ZM135 259V261L136 262H133L134 261V259ZM162 258V259H161ZM182 258V259H183ZM195 260H194V259ZM207 258V259H206ZM215 260H214V259ZM248 258V259H247ZM31 259V260H30ZM38 259V260H37ZM43 259V260H42ZM66 259V260H65ZM74 260V261H70V260ZM96 259V260H95ZM109 259V260H108ZM114 259V260H113ZM119 259V260H118ZM123 260V262L121 263V261ZM127 259V260H126ZM137 259V260H136ZM191 259V260H190ZM249 259H250V261H249ZM26 260V261H25ZM32 260H34V261H32ZM41 260H42V262H41ZM47 260H49V262L47 261ZM88 260H89V262H88ZM105 260V261H104ZM116 260V261H115ZM125 260V261H124ZM130 260V261H129ZM133 260V261H132ZM140 260H141V262H140ZM144 260H145V262H144ZM150 262H148V261ZM197 260V261H196ZM202 260V261H201ZM207 260V261H206ZM209 260V261H208ZM225 260V261H224ZM228 260V261H227ZM237 260H239V261H237ZM258 260V261H257ZM70 261V262H69ZM78 261V262H77ZM103 261V262H102ZM109 261V262H108ZM113 261H115V262H113ZM132 261V262H131ZM152 261H154V262H152ZM159 261V262H158ZM177 261V262H178ZM192 261H194V262H192ZM217 261V262H216ZM222 261V262H221ZM3 262H1L0 264H5V263H3ZM21 262V263H20ZM48 262V263H47ZM67 262H69V263H67ZM113 262V263H112ZM143 262V263H142ZM161 262V263H160ZM176 262V263H177ZM198 262V263H197ZM204 262V263H203ZM257 262V263H256ZM175 263V264H176ZM264 264V263H263Z\"/></svg>",
  "mask_w": 264,
  "mask_h": 264
},
{
  "label": "bare ground",
  "instance_id": "bare-ground-1",
  "mask_svg": "<svg viewBox=\"0 0 264 264\" xmlns=\"http://www.w3.org/2000/svg\"><path fill=\"white\" fill-rule=\"evenodd\" d=\"M136 1H138V0H135V2ZM151 1V0H150ZM155 1V0H154ZM157 1V0H156ZM159 1H162V0H159ZM158 1V2H159ZM172 2V7L174 6V8H172V10L173 9H175V10H173L174 12L176 11V13H177V16H175L176 14L175 13H172L171 14V16L174 14V17H172L173 19L175 18V17H179L180 15H181V17L182 16H188V15H190V14H188V13H190V12H192V9H190L191 8V4H190V2L192 3V0L190 1V0H171ZM203 1V0H202ZM208 1V0H207ZM214 1V0H213ZM259 1H263L264 2V0H259ZM134 2V3H135ZM139 2H140V0H139ZM139 2H137V3H139ZM142 2L143 1H141V4H139V5H141L142 6ZM145 2H146V0H145ZM167 2V1H166ZM205 2H206V0H205ZM204 2V3H205ZM254 2H256V1H254ZM253 2V0L251 1V3H254ZM262 2V3H263ZM144 3V2H143ZM157 3V2H156ZM160 3V2H159ZM158 3V4H159ZM162 3V6H161V8L162 7H164V5H163V2H161ZM161 3H160V5H161ZM170 3V4H171ZM195 3H196V1H195ZM257 4H258V6L260 5V3L259 2H256ZM150 4V3H149ZM153 4H154V2H153ZM157 4V6H159ZM194 4V3H193ZM264 4V3H263ZM262 4V5H263ZM131 5V4H130ZM151 6H152V4H150ZM156 5V4H155ZM205 5H207L206 3H205ZM253 5V4H252ZM254 5H255V3H254ZM262 5H260V6H262ZM134 6V5H133ZM194 6V5H193ZM258 6H256L255 5V7L257 8ZM259 6V7H260ZM140 7V6H139ZM153 7L155 8V6L153 5ZM165 7H166V5H165ZM168 7V6H167ZM201 7V6H200ZM207 7V6H206ZM209 7V6H208ZM212 7V6H211ZM250 7V6H249ZM254 7V8H255ZM258 7V8H259ZM126 8V7H125ZM124 8V9H125ZM134 8H136V9H138V7H137V4L135 3V6H134ZM144 8V7H143ZM148 8H149V5H148ZM157 8V7H156ZM159 8V7H158ZM157 8V9H158ZM205 7H203V9H204ZM253 8V7H252ZM264 7H261V9H263ZM140 9V8H139ZM156 9V10H157ZM160 9V8H159ZM169 9V8H168ZM133 10V9H132ZM144 10V9H143ZM155 10V11H156ZM162 10V9H161ZM170 10V9H169ZM200 10H202V9H200ZM206 10V9H205ZM208 10V9H207ZM206 10V12H208ZM255 10V9H254ZM264 10V9H263ZM131 10H129V12H130ZM135 11V10H134ZM159 11V10H158ZM157 11V12H158ZM195 11V10H194ZM203 11V10H202ZM201 11V12H202ZM257 11H259V12H262V10H260V8H259V10H257L256 9V12ZM141 12V11H140ZM156 12V13H157ZM161 12V11H160ZM199 12V11H198ZM256 12H252V13H255V15H256ZM258 12V14H260ZM128 13V12H127ZM167 13H171V10L169 11V12H167ZM167 13H166V18L168 17L167 16ZM209 13H210V11H209ZM132 14V13H131ZM139 14V13H138ZM143 14V13H142ZM162 14V13H161ZM178 14H180L179 16H178ZM241 14V13H240ZM242 14H245V13H242ZM257 14V15H258ZM140 15V14H139ZM191 15H192V13H191ZM206 15V14H205ZM220 15V14H219ZM246 15V14H245ZM254 15V14H253ZM159 16V15H158ZM161 16V15H160ZM170 15H169V17L168 18H170L171 17ZM194 16V15H193ZM223 16V15H222ZM228 16V15H227ZM252 16V15H251ZM161 17H165V16H161ZM189 17V16H188ZM218 17V16H217ZM221 17V16H220ZM253 17V16H252ZM251 17V18H252ZM172 18H170V19H172ZM184 19H185V17H183ZM182 18V19H183ZM222 18V17H221ZM254 18V17H253ZM252 18V19H253ZM175 19H177V18H175ZM189 19V18H188ZM224 19V18H223ZM252 19H251V21H252ZM186 20V19H185ZM220 20H222V19H219V21ZM227 20V19H226ZM225 20V21H226ZM231 20V19H230ZM230 20H229V22H230ZM255 20H257L255 23H254V21ZM179 21V20H178ZM177 21V22H178ZM180 21H182L181 19H180ZM186 21H188V20H186ZM232 21V20H231ZM223 22V21H222ZM229 22H227V23H229ZM215 23V22H214ZM226 23V24H227ZM232 23H233V21H232ZM235 23V22H234ZM233 23V24H234ZM237 23H239V22H236V24H230V25H233V26H236L237 25ZM244 22H242V24H243ZM249 23V22H248ZM252 23V22H251ZM254 23V24H253ZM253 23H252V25H248V24H246L245 25V23H244V25H241V26H243V27H241V26H236V28L238 29L239 28V31H237L236 29H232V26H230V25H228V26H230L231 27V29L233 30V31H235V33L236 32H238V33H234V32H232V35H234V36H232V35H227L228 34V32H225L224 33V35L226 34L227 35V37L228 36H232V37H235L234 38V44H230L229 45V43L227 44V45H229V46H233V47H231V48H233V49H230V47H228L227 49H225V47H227V46H224V49L223 50H221V48H220V50L222 51L221 53H220V50H214V51H219V52H217V53H213V54H210V55H212L211 57L210 56H208L207 55V58H206V56L205 55H203L204 54V52H203V57L202 56H200L201 58L200 59H203L204 60V58H206L205 60H204V62H203V64L201 65V66H198V67H195L197 70H195V72H193L192 73V71L190 70V68H189V71H190V73H192L193 74V76L196 78H194V80H193V78L191 79L190 77L192 76V74H191V76H189L188 78H187V74H188V72H187V74L186 75H184L183 73H184V71L182 70L183 68L180 66V65H182L183 66V64H181L180 63V69L182 70V73L179 75V73H177L178 74V76H176V73H175V76H173V75H170V77L171 76H173V77H171V79H165L164 77H166V76H163V78L161 77V76H156V77H153L152 79V81L150 80V77H149V81H151V82H149L150 83V85L149 86H146V85H144V83H142L143 81H141V79L139 80L138 79V81H139V84H138V86H137V82L138 81H136L135 83H134V79H133V81H132V78H129V77H127V76H121V75H119L118 73L116 74V73H106V71L105 72H103V71H97V70H95V71H92L91 72V70H90V72L87 74V73H83L82 74V72L83 71H86L85 70V68H83L82 70V72L81 71H78V69L76 68V65H77V67H78V64H76L75 65V63H78V62H76L75 61V63H74V61H73V63H74V65H75V68L77 69V71L79 72V74H78V72H76V74H78V75H80V72H81V76H79V78H75V69L74 70H72V68H71V70L72 71H74L73 73L74 74H72V73H70V71L68 72L67 71V69L65 68L64 70L66 71V72H64L63 71V68L61 69L60 68V70H58V71H63V73H62V71L61 72H59V73H57L56 75H59L60 73H62L61 75H60V78L59 79H56V80H58L59 82H56V80H55V82H56V84L57 83H59V85L58 86H56V84L54 83V79L55 78H58L59 76H56L55 78H54V76H55V74H54V72H58L57 71V69L56 68H58L59 66H61L60 64H61V62H63V61H61L60 62V64H56V66L58 65V67H56V66H54V64H52L51 63V60H50V63H51V65H52V67L53 68H50V66H48L47 67V65L49 64H47V62L46 63H43V65H46V69L47 70H49V71H51V70H54V72L53 71H51V73L53 72V74L54 75H52L51 74V76H53V77H50L49 75H50V72H47L46 71V73H49L48 74V76H49V79L50 80H52L51 82L48 80V76L46 77L47 78V80L50 82H48L47 80H45L47 83H42V85L41 86H43V88L41 87H36L37 89V91L39 90V88H40V90L42 89V91H40L39 93H42V92H54L53 91V89H56L55 91L57 92V91H60V93L63 95V96H65V97H61V98H63L62 100H63V103H61L60 104V106H59V108H60V110L58 109V110H56L55 111V113L57 112V114H58V111L60 112V111H62V114H70V113H72V111L73 110H75V109H77V108H79V107H81L82 108V106H93V108L95 107V106H97V108H98V105H101V104H103L102 102H106L107 100L109 101H113V106H114V101L117 99V100H120V102H121V104L119 105L120 107L122 106V108L124 109H121V110H123V117L125 118V117H127L126 115L124 116V114H126L127 112H131V111H136V110H138V111H140L141 113H148V115H149V117H150V113H153L154 115H155V113H161L162 115L164 114V116H159V114H158V117H160V118H163L162 120H164V118H165V114H169V115H172V116H174L175 118H176V116L177 117H179V119L181 120V125H182V128H184V127H186L187 126V128H185L184 129V132L183 133H186V135H188V134H192V135H194V136H196V138H193V139H189V140H187V139H184V138H182L183 136H184V134L182 135L181 134V132H180V124H179V119L177 120V119H175V120H177V123H178V125H180V126H178V128H177V126H175V129H173V130H175L174 131V135L175 136H179V134H181L182 135V137H181V139H179V141H178V144H176L175 142H172L171 140H168L166 143H164V144H158V145H150V144H144V143H140L141 145H140V147L139 148H137L136 147V145H135V148H137L138 150L137 151H133V152H136V158L139 160V159H144V162H145V160H147L148 159V157H147V155L148 154H150V156H151V154L153 155H156V153H157V155H158V153L159 152H163L162 150L164 149V148H166V149H168V151H169V149L171 150V151H173V155H174V153L176 154V156H174V157H180V158H182L184 161L185 160H190V158L193 156H195V155H197L198 154V156L199 155H201V157H202V155H204V157L205 158H207L206 159V161L208 160V159H211V160H213L214 162H212L213 164H207L208 166H206L205 165V167L203 168L202 166H201V164H200V166L198 167L197 166V164L195 165V164H193L192 162V165H195V167H197L198 169L196 170L197 171V173H200L201 171H205V170H207V174H208V169L210 170L211 168H213L214 166H215V168H216V170L217 171H224V172H226V174H229V176H228V181L230 182V184L232 185V186H234V188L236 187V188H238V190L239 189H241L242 191H245V192H247L249 195H257V197H258V188H260V190L262 189V190H264V155L262 154L263 152H264V11H263V13H261L260 15H258V16H255V18H254V20H253ZM219 24V23H218ZM226 24H224L225 26H226ZM223 25V24H222ZM248 25V26H247ZM221 26V25H220ZM123 27H125V26H123ZM123 27H120V28H122V29H124ZM224 28V26H221V28ZM230 27H229V29L227 30V28L225 27V29H223V30H225V31H229V30H231L230 29ZM119 28V29H120ZM235 28V27H234ZM125 29H126V27H125ZM222 29L221 30H219V33H221L222 32V34H223V31H222ZM114 30V29H113ZM116 30H118V29H116ZM115 31V30H114ZM114 31H111L110 30V32H114ZM123 30H121V31H119L118 30V32H120V33H117V31H115L116 33H115V35L113 36V34L112 35H110L108 32H109V30H108V32L107 31H105V33L107 34H109V36H111V38L113 37V40L109 37V39L110 40H112V41H118L119 40V42L121 41H124V37L122 36L123 34L121 33ZM26 34V35H25ZM25 37L23 36V35H21V36H23L26 40H27V38L28 37H26L27 36V34L29 35V32H25ZM95 34V33H94ZM106 34H103L104 36H106ZM120 34H121V36H120ZM229 34H230V32H229ZM91 35V34H90ZM89 35V36H90ZM102 35V37L104 38V36ZM221 35V34H220ZM226 35H225V37H226ZM30 36H32V35H30ZM30 36H29V38H30ZM35 36V35H34ZM82 36V35H81ZM85 36V35H84ZM93 36V35H92ZM107 37V38H106ZM105 38L106 39H108V35L106 36ZM115 37V38H114ZM121 37V38H120ZM220 38H222L223 37V35H221V36H219ZM225 37H223V38H225ZM232 37H228V38H225L224 40H228L229 38L231 39L230 41H233V39H232ZM23 38V39H24ZM44 39H45V37H43ZM74 38V37H73ZM83 37H81V39H82ZM87 38V37H86ZM223 38H222V41H224L223 40ZM30 39H33V38H30ZM30 39H28L29 41H30ZM50 39V38H49ZM48 39V40H49ZM77 39H79V41H82V40H80V38H78V37H76V39L74 38V40H75V42H73V43H76V42H79V41H76ZM83 39H85V37L83 38ZM88 39V38H87ZM115 39V40H114ZM67 41H56V42H54V45L57 43V42H59V43H61V45H62V49H63V47L64 46H68V44L70 43V40L68 41V39H66ZM86 40V39H85ZM84 40V41H85ZM133 40V39H132ZM226 40V41H227ZM27 42V44L28 43H30V42ZM52 41V40H51ZM72 41V40H71ZM127 41H129L130 42V39L129 40H127ZM127 41H125V43L127 42ZM33 42V41H32ZM44 42V41H43ZM132 42V41H131ZM215 42V45H216V41H214ZM220 39L218 40V44H220ZM225 42V41H224ZM50 44L49 43V41H46L45 42V44ZM72 43V44H73ZM209 43V42H208ZM213 43V41L211 42V44L210 45H214V44H212ZM223 43V42H222ZM226 43V42H225ZM230 43H232V42H230ZM58 44V43H57ZM23 45H25V43L23 42ZM51 45V44H50ZM120 45H122L121 43H120ZM123 45H125L124 44V42H123ZM207 45V44H206ZM209 45V44H208ZM207 45V46H208ZM209 45V46H210ZM224 45V44H223ZM51 46H53V45H51ZM58 46V45H57ZM69 46H71V45H69ZM73 46V45H72ZM72 46L71 47H68L67 49H69V48H72ZM218 46V45H217ZM221 46V45H220ZM219 46V47H220ZM234 46H236V48L234 47ZM206 47V46H205ZM214 48H217L216 46H213ZM218 47V48H219ZM221 47H223V46H221ZM210 48H212L211 46H210ZM235 48V49H234ZM66 49V48H65ZM201 49V48H200ZM205 49V48H204ZM207 49H209L208 47H207ZM202 51V50H201ZM209 52V51H208ZM213 52V48H212V51H211V53ZM220 53V54H219ZM205 56V57H204ZM9 57H13V56H9ZM6 58L7 57H5V60H1L0 61V94H1V92H3V93H5L6 94V98H7V96L9 95L10 97L12 96V97H14L15 96V99H16V92H11V89L12 88H14V89H16L17 87H18V90H15V91H17V92H20L19 91V87L20 86H18L19 84L20 85H22V87L24 88V87H26L27 86V88L26 89H28L29 90V88L30 87H28V85H25V84H28V82H26L25 80H27V79H31V77H33L34 75L35 76H38L39 77V75H41V76H44L46 73H45V70H43L42 72L40 71V70H42V67H40V65H42V64H40V65H36V64H38V63H36V64H30V65H27V67H25V69L23 70V72L25 71V73L24 74H26L27 75V72L29 73H31V75H33V76H31L30 78H28L27 77V79H26V77L24 78V77H22L23 78V80L26 82L25 84H21V83H24L23 82V80L22 81H20V82H18V81H16V82H18L17 84V87L15 86V85H12L14 82H13V80L15 79L16 80V77L17 76H19L18 74L20 73V72H22V70H20L19 68H22L23 67V65L20 67H18V71L20 70V72L17 74V75H15L16 74V71L17 70H15L14 71V69H15V66H16V63H18L19 64V62H17V59H11L10 61L8 60V58H7V60H6ZM159 58V57H158ZM171 58V57H170ZM4 59V58H3ZM167 59V58H166ZM166 59L164 60V61H166ZM179 59V58H178ZM158 60V59H157ZM156 60V61H157ZM160 60V59H159ZM175 60V59H174ZM174 60H171V61H174ZM217 60H219L218 62H216ZM15 61V62H14ZM52 61H54V60H52ZM163 61V62H164ZM180 61V60H179ZM214 61V63L211 65V63ZM56 62V61H55ZM57 62H59V61H57ZM152 63H153V61H151ZM176 62V61H175ZM182 62V61H181ZM198 62V61H197ZM200 62V61H199ZM21 63V62H20ZM66 63V62H65ZM68 63V62H67ZM72 63V64H73ZM155 63V62H154ZM158 63V62H157ZM22 64V63H21ZM21 64H19V65H21ZM27 64V63H26ZM62 64H64V63H62ZM70 64H71V61H70ZM147 64V63H146ZM156 64V63H155ZM15 65V66H14ZM150 65H151V63H150ZM162 65H164V63L162 64ZM169 65V64H168ZM190 65H191V63H190ZM189 65V66H190ZM149 66V65H148ZM188 66V65H187ZM187 66H185L184 68H185V71H186V69H187ZM188 66V67H189ZM23 67V68H24ZM45 67V66H44ZM157 67V66H156ZM163 67V66H162ZM194 67V66H193ZM191 68V69H194V68ZM17 68V67H16ZM178 68V69H179ZM43 69H45V68H43ZM56 69V70H55ZM69 70V69H68ZM89 70V69H88ZM159 70V69H158ZM176 70V69H175ZM17 71V72H18ZM167 71V70H166ZM178 71V70H177ZM187 71H188V69H187ZM15 72V73H14ZM43 74H41V73ZM44 72V73H43ZM86 72H88V71H86ZM159 72H160V70H159ZM171 72H173V71H171ZM179 72V71H178ZM181 72V71H180ZM29 73V74H30ZM170 73V72H169ZM168 73V74H169ZM22 74V73H21ZM20 74V78H21V76H24V74L23 75H21ZM125 74V73H124ZM47 75V74H46ZM45 75V76H46ZM182 75V76H181ZM184 76H186V77H184ZM192 76V77H193ZM15 77V78H14ZM76 77H78L77 75H76ZM152 77V76H151ZM161 77V78H160ZM167 77L169 78V75H167ZM166 77V78H167ZM21 78V79H22ZM37 79L36 77H33V79ZM43 78L44 77H40V79H42L41 81H44L43 80ZM52 78V79H51ZM142 78V77H141ZM148 78V77H147ZM187 78V79H186ZM193 81V82H195L196 84L195 85H193V82L192 81H190V79ZM17 79H19V78H17ZM20 79V80H21ZM33 79H32V81L31 80H29V81H31L32 82V87H34V85L36 86V84H37V82H35V84L33 83L34 81H33ZM14 80V81H15ZM39 80V79H38ZM37 80V81H38ZM137 80V79H136ZM196 80V81H195ZM41 81H39V82H41ZM140 81H141V83H140ZM145 82V81H144ZM148 83V84H149ZM157 84L156 86L157 87H152L153 85L152 84ZM14 84H16V83H14ZM34 84V85H33ZM46 84V85H45ZM55 84V85H54ZM136 84V85H135ZM141 84V85H140ZM146 84H147V82H146ZM25 85V86H24ZM144 85V86H143ZM152 85V86H151ZM168 85V86H167ZM193 85V86H192ZM12 86V87H11ZM14 86V87H13ZM39 86V85H38ZM194 86H197V88H198V93H195V88H194ZM16 87V88H15ZM122 89H121V88ZM8 88H10V89H8ZM192 88V89H191ZM2 89H7L8 90V93H13L14 95H10V94H7V92H5L4 90L3 91H1ZM25 89V91H28V90H26ZM194 89V90H193ZM6 90V91H7ZM10 90V91H9ZM22 90H24V89H22L21 88V91ZM35 90V89H34ZM34 90H32V91H34ZM190 90H192V91H194V94H193V92L192 91H190ZM30 91H31V89H30ZM29 92V91H28ZM28 92H25V94H21V92H20V94L21 95H25V96H22V97H20V94L18 93V95L17 96H19L21 99L24 97H26V96H29L28 97V99H27V101H29V99H30V97L32 96V95H35V93H29L30 95H28ZM51 92V93H52ZM55 92V93H56ZM192 92V93H191ZM196 92H197V90H196ZM50 93V94H51ZM58 93V92H57ZM56 93V94H57ZM5 94L4 95H2V97H0V99H2L3 98V96H5ZM27 94V95H26ZM43 94V97L45 96V94L44 93H42ZM55 94V95H56ZM36 95H38V94H36ZM35 95V96H36ZM53 95V94H52ZM51 95V96H52ZM55 95H53V101H54V99L58 96V94H57V96H55ZM1 96V95H0ZM40 96H41V94H40ZM60 96V95H59ZM58 96V97H59ZM10 97H8V98H10ZM11 97V98H12ZM19 97H17L18 99V101H21V99L19 100ZM55 97V98H54ZM22 99V100H26V99ZM32 98H33V96L31 97V99H30V101H33V102H31V103H36V104H38L36 101V99H37V97H34L35 98V100L36 101H34V100H32ZM38 98H39V96H38ZM47 98H49V99H51L50 97H49V95H48V93H47V95H46V98L45 99H47ZM115 100H114V99ZM5 99V98H4ZM3 99V100H4ZM14 99V100H15ZM41 99V98H40ZM44 99V98H43ZM43 99H41V100H43ZM17 100H16V102H17ZM58 100H60V102L62 101L61 99H60V97H59V99ZM5 101V100H4ZM8 101H11V99H7V101L6 102H8ZM12 101H13V99H12ZM11 101V103H14V105H12V106H15V101L14 102H12ZM29 101V102H30ZM38 101H39V99H38ZM48 101V100H47ZM51 101V100H50ZM41 102H43V101H40V104H41ZM52 102V101H51ZM60 102H58V103H60ZM1 103H3L2 101H1ZM0 103V104H1ZM10 103V102H9ZM9 103H7V104H9ZM30 103V104H31ZM48 103H49V101H48ZM111 103V102H110ZM110 103H108L107 102V104H110ZM115 103H117V102H115ZM3 104H5V103H3ZM106 104V103H105ZM107 104L104 106L103 105V107H104V109H105V107L107 106ZM29 105V104H28ZM59 105V104H58ZM117 105V104H116ZM2 106V105H1ZM4 106V105H3ZM2 106V107H3ZM35 106V105H34ZM40 106V105H39ZM44 106V105H43ZM48 107L50 106V103H49V105H47ZM109 106H111V105H109ZM113 106H111V109H112V107ZM118 106V107H119ZM2 107L0 108V109H2ZM6 108H7V106H5ZM8 107H9V105H8ZM17 107V106H16ZM46 107V106H45ZM48 107H46V108H48ZM51 107V106H50ZM53 107V106H52ZM58 107V106H57ZM102 107V106H101ZM115 107V106H114ZM117 107V108H118ZM120 107H119V109H120ZM4 108V107H3ZM12 108V107H11ZM33 108H35V107H33ZM55 108H56V106H55ZM80 108V109H81ZM90 108V107H89ZM14 109V108H13ZM12 109V110H13ZM15 109H17V108H15ZM19 109V108H18ZM43 109H45V108H43ZM42 109V110H43ZM53 109H54V107H53ZM52 109V111H54ZM85 110H86V108H84ZM99 109H101V108H99ZM103 109V108H102ZM103 109V110H104ZM107 109H110L109 107H107ZM115 109V108H114ZM113 109V110H114ZM5 110V108L2 110V111H4ZM8 110V109H7ZM20 110H22V109H20ZM25 110V109H24ZM24 110H22V113L24 114L25 112H24ZM38 110V109H37ZM41 110V109H40ZM41 110V111H42ZM46 110V109H45ZM45 110H43V111H45ZM48 110H50V109H47V111L46 112H48L49 114H50V112H51V110H50V112L48 111ZM78 110V109H77ZM87 110H89V109H87ZM86 110V111H87ZM106 110V109H105ZM112 110V111H113ZM118 110V109H117ZM2 111L0 112V113H2ZM19 110H17V112L16 113H14V114H17V113H19L20 114V112H18ZM33 111V110H32ZM94 111V110H93ZM96 111V110H95ZM107 111L108 110H106V113H107ZM115 111V110H114ZM124 111H126V113H124ZM134 111V112H135ZM138 111L136 112V113H138ZM29 112V111H28ZM46 112H44V114H47ZM89 112V111H88ZM91 112V111H90ZM100 112V111H99ZM98 112V113H99ZM117 112V111H116ZM130 112L128 113V114H130ZM138 113L139 115L141 114V113ZM9 112L7 111V114H8ZM13 113H12V115H13ZM27 113V112H26ZM31 113V112H30ZM41 113V112H40ZM39 113V114H40ZM54 113V115H53V112L51 113L52 114V116L53 117H56L55 115H57V114H55ZM76 113V112H75ZM74 113V115H76ZM104 113H105V111H104ZM109 113H111V110H110V112ZM113 113V112H112ZM119 113V112H118ZM118 113H117V115H118ZM133 113V112H132ZM10 114H11V112H10ZM10 114H8V115H10ZM17 115V117H15V116H13L14 118H16V121H14V122H12L13 121V119L11 120V122L12 123H14V127H15V122H17L18 121V119L19 120H21L20 118H18V117H21L20 115H22V114H20V115ZM32 114H33V112H32ZM37 114H38V112H37ZM38 114V115H39ZM81 114V113H80ZM92 114H94V113H92ZM91 114V115H92ZM135 113H133V115H134ZM153 114H151V116L153 115ZM156 114V115H157ZM2 115V114H1ZM0 115V116H1ZM5 115H6V113H5ZM11 115V116H12ZM24 115H26V114H24ZM23 115V119L28 115V113H27V115L26 116H24ZM30 115V114H29ZM36 115V114H35ZM35 115H33V116H35ZM41 115V114H40ZM43 115V114H42ZM48 115V114H47ZM58 115H60V114H58ZM57 115V116H58ZM85 115V114H84ZM96 115H97V113H96ZM100 115H101V113H100ZM105 115V114H104ZM104 115H102L103 117H105ZM109 115H111L112 116V114H109ZM114 115L116 116V114L114 113ZM113 115V116H114ZM154 115H153V118H154ZM3 116H4V114H3ZM2 116V117H3ZM32 116V115H31ZM37 116V115H36ZM44 116V115H43ZM46 116V115H45ZM95 116V115H94ZM121 116V115H120ZM120 116H118L119 118H117L118 120L121 118ZM136 116V115H135ZM141 116V115H140ZM140 116H139V118H140ZM142 116H143V114H142ZM141 116V117H142ZM167 116V115H166ZM5 117V116H4ZM3 117V118H4ZM39 116H37V118H38ZM47 117V116H46ZM45 117V118H46ZM52 117V119H54ZM58 117H62V116H58ZM58 117H56V122L58 121L57 120V118ZM76 117V116H75ZM78 117V116H77ZM85 117V119H86V116H84ZM88 117V116H87ZM92 117V116H91ZM97 117H99V116H96V118H95V121L94 122H96V119H101L102 117H99V118H97ZM123 117H122V119H123ZM130 117H134V116H130ZM145 117H146V114H145ZM148 117V116H147ZM155 117H157V116H155ZM170 117V116H169ZM3 118H0V119H3ZM7 118H8V120H10L9 119V116H7ZM7 118H5V119H3V121L6 123V119ZM29 118V117H28ZM31 118V117H30ZM35 118V117H34ZM34 118H32L33 119V121H37L38 120V122L39 123H41V121H44V119H41V121H39V119H37V120H35ZM41 118H43V117H41ZM49 118H51V115L49 116L48 115V119ZM79 118H83V117H79ZM109 118H110V116H109ZM114 118V117H113ZM127 118H129V115H128V117ZM131 118V119H132ZM138 117H135L134 119L136 120ZM138 118V119H139ZM172 117H170V120H172L171 119ZM26 119V118H25ZM88 119V118H87ZM91 119H94V117L93 118H91ZM116 119V117H115V121H114V123H112L113 122V120H112V122H111V120H110V122H111V124L113 125H115V122H116V124L117 123H119V122H122L121 124H124L123 123V121L124 120H126V119H124V120H122V121H116L117 120ZM133 119V120H134ZM137 119V120H138ZM143 119V118H142ZM141 119V120H142ZM147 119V118H146ZM146 119L144 118L143 120H145V122L144 121H142V125L141 124H138V123H135V120H134V123L135 124H138V125H136V126H131V124H130V127H129V129H130V132L129 133H131V128L133 127V128H135V129H133V130H136V128L137 127H141L140 128V130H141V132L142 131H147L148 129L149 130H151L153 127H152V125L154 126V124L156 123L155 121H154V124H152L151 126H150V124H148L147 122H152V120H154V119H152V118H150L151 120L149 121L148 119H147V121H146ZM165 119H167V118H165ZM185 120V122H187V123H189V124H187V125H184L185 124V122L183 121V120ZM55 120V119H54ZM53 120V121H54ZM60 120V119H59ZM84 120V119H83ZM102 120V119H101ZM107 120L108 119H106V120H103V122H107ZM160 120V119H159ZM161 120V121H162ZM167 120H169V118L167 119ZM164 121V122H168V121ZM169 120V121H170ZM1 121L2 120H0V123H1ZM2 121V122H3ZM28 121V120H27ZM49 121H51V120H49ZM67 121V120H66ZM99 121V120H98ZM127 121V120H126ZM132 120H130V122H131ZM157 122H158V120H156ZM3 122V125L5 124ZM11 122H9V124L11 123ZM19 122V121H18ZM26 121H22V122H19V124L20 123H25ZM30 122V120L27 122V123H29ZM45 122V121H44ZM43 122V123H44ZM46 122L48 123V120L46 119ZM68 122V121H67ZM72 122V121H71ZM91 121H90V119H89V123H90ZM99 122H101L102 123V121H99ZM98 122V123H99ZM110 122H109V124H110ZM128 122V121H127ZM150 122V123H151ZM163 122V123H164ZM173 122H176V121H173ZM11 123V124H12ZM31 123H32V121H31ZM34 123V122H33ZM43 123H41V124H43ZM64 123V122H63ZM72 123H74V122H72ZM81 123H82V121H81ZM81 123H80V125H81ZM89 123H87L88 125H89ZM93 123V122H92ZM133 122H132V125H135ZM140 123V122H139ZM159 123V122H158ZM158 123H156V128L159 130V129H162V128H158V127H161L160 125H157ZM169 123V122H168ZM183 123V124H182ZM8 124V123H7ZM7 124H5V126L7 125ZM26 124V123H25ZM30 124V123H29ZM36 124V123H35ZM38 124V123H37ZM36 124V125H37ZM40 124V125H41ZM53 124H55V123H53ZM69 124H70V121H69ZM74 124H76V123H74ZM78 124V127H79V123H77ZM86 124V125H87ZM120 123L118 124V125H120V127L122 126H125V124L124 125H121ZM160 124V123H159ZM162 124V123H161ZM24 125V124H23ZM22 125V126H23ZM27 125V124H26ZM52 125V124H51ZM88 125L86 126V127H88ZM97 125V124H96ZM107 125V124H106ZM118 125H115V126H117V128H118ZM129 125V124H128ZM167 126V128H165L166 130L165 131H167L168 130V125L169 124H165L164 123V125L162 124V127H163V129H164V127H166ZM183 125H184V127H183ZM191 127H189V126ZM0 126L2 127V125L0 124ZM10 126V125H9ZM18 126V125H17ZM31 126V125H30ZM35 126V125H34ZM38 126H39V124H38ZM42 126H44V124L42 125ZM47 126V125H46ZM50 126V125H49ZM54 126V125H53ZM59 126V125H58ZM64 126H67V125H65L64 124ZM74 127L76 126V125H73ZM100 126V125H99ZM111 126V125H110ZM127 126V125H126ZM126 126H125V128H126ZM154 126V127H155ZM158 126V127H157ZM170 126H172V125H170ZM170 126H169V128H170ZM174 126H172V128L174 127ZM195 126H197V127H195ZM202 126H204V127H202ZM19 127V126H18ZM17 127V128H18ZM21 127V126H20ZM28 127V126H27ZM31 127H33V126H31ZM40 127V126H39ZM60 127H63V125L62 126H60ZM60 127L58 128V129H60ZM69 127V126H68ZM86 127L85 126H82V128H80L81 130H83V128H85V130H86ZM92 127V126H91ZM120 127L118 128V129H120ZM128 127V126H127ZM150 127H151V129H150ZM189 127V128H188ZM205 127H206V129H205ZM4 128V127H3ZM2 128V129H3ZM34 128H36V127H34ZM56 128H57V126H56ZM65 128V127H64ZM77 128V127H76ZM89 128V127H88ZM94 128V127H93ZM99 128V127H98ZM103 128V127H102ZM105 128H107V127H105ZM105 128H104V130H105ZM111 128H113V126L111 127ZM115 128V127H114ZM113 128V129H114ZM172 128L170 129V130H172ZM7 129V128H6ZM10 129V128H9ZM15 129V128H14ZM37 129V133H38V130H39V128L37 127L36 128ZM43 129H46V128H44L43 127ZM54 129V128H53ZM92 129V128H91ZM91 129H89V130H91ZM109 129V128H108ZM127 130H128V128H126ZM146 129V130H145ZM177 129L179 130V133H175L176 131H177ZM204 129V130H203ZM11 130H13L12 128L10 129V131ZM25 130V128H18L16 131H20L19 133L21 134V132H23ZM47 130V129H46ZM45 130V131H46ZM49 130V129H48ZM52 130V129H51ZM50 130V131H51ZM73 130V127H72V129H71V131ZM95 130H96V128H95ZM98 130V129H97ZM115 130V129H114ZM125 130V129H124ZM140 130H139V132L138 131H135V133L136 132H138V133H140ZM153 130V129H152ZM151 130V131H152ZM170 130H168V131H170ZM183 129H181V131H182ZM5 132H6V130H4ZM7 131H9L8 129H7ZM54 131V130H53ZM61 131V130H60ZM66 131H70V130H66ZM66 131H63V132H65V133H67ZM74 131V130H73ZM84 131V130H83ZM82 131V132H83ZM93 131H94V129H93ZM102 131V129L100 130V132ZM162 132L164 131V130H161ZM160 131V132H161ZM164 131V132H165ZM204 131H206V134H205V132ZM28 132H30V131H28ZM32 132V131H31ZM49 132V131H48ZM47 131H46V133L44 134L45 136L47 135V134H51V132H49L48 133ZM59 132V131H58ZM58 132H56V133H58ZM74 132H76V131H74ZM103 132V131H102ZM125 132V131H124ZM144 132H142V133H144ZM152 132H154V133H156V129H155V131H152ZM159 132V133H160ZM163 132V133H164ZM173 132V131H172ZM171 132V135H173V133ZM200 132L201 133H203L204 132V134H200ZM3 133V132H2ZM25 133H26V131H25ZM40 133V132H39ZM55 132H54V134L56 135V137H59V135L60 134H58V136H57V134H56ZM64 133V134H65ZM72 133V132H71ZM85 133L86 132H84V135H85ZM97 133V132H96ZM108 132H106V134H107ZM135 133L133 132L132 134H134L135 135ZM146 133V132H145ZM148 133V132H147ZM158 133V134H159ZM168 133V132H167ZM188 133V134H187ZM10 134V133H9ZM18 134V133H17ZM24 134V133H23ZM27 134V133H26ZM25 134V135H26ZM32 134H33V132H32ZM43 134V133H42ZM73 134V133H72ZM76 134V133H75ZM80 134H81V132H80ZM98 134V133H97ZM105 134V133H104ZM110 134V133H109ZM113 134H115V133H113ZM116 134H117V132H116ZM119 134H121L120 132H119ZM119 134H117V135H119ZM124 134V133H123ZM151 134V133H150ZM157 134V133H156ZM157 134V135H158ZM160 134H162V133H160ZM170 134V133H169ZM200 136H199V135ZM8 135V134H7ZM22 135V134H21ZM31 135V134H30ZM36 135V134H35ZM53 134H51V136H52ZM77 135H79V134H77ZM83 135V136H84ZM86 135H88V133L86 134ZM92 135V134H91ZM127 135H128V133H127ZM126 135V136H127ZM156 135V136H157ZM180 135V136H181ZM202 135V136H201ZM5 137H6V135H4ZM15 137H16V135H14ZM33 136V135H32ZM31 136V137H32ZM37 136H38V134H37ZM48 136V135H47ZM71 136V135H70ZM115 136V135H114ZM113 136V139H115L116 137H114ZM119 136H121V135H119ZM133 136V135H132ZM191 136V135H190ZM197 136H199V137H197ZM4 137V138H5ZM8 137H10V135L8 136ZM12 137V136H11ZM19 137H20V135H19ZM27 137V136H26ZM35 137V136H34ZM50 137V136H49ZM53 138H54V136H52ZM60 137H65L64 135L62 136H60ZM73 137H75V140H76V135L75 136H73ZM72 137V138H73ZM79 137V136H78ZM102 137V136H101ZM104 137H108L109 138V136H104ZM124 137V136H123ZM161 137V136H160ZM185 137V136H184ZM193 137V136H192ZM29 138H30V136H29ZM28 138V139H29ZM33 138V137H32ZM36 138V137H35ZM51 138V137H50ZM87 138V137H86ZM103 138V137H102ZM101 138V139H102ZM138 138H140V137H138ZM137 138V139H138ZM175 138V137H174ZM186 138H187V136H186ZM191 138V137H190ZM13 139V138H12ZM18 139V138H17ZM31 139V138H30ZM38 139V138H37ZM43 139H45V138H43ZM42 139V140H43ZM57 139H59V138H57ZM62 139V138H61ZM65 139H66V137H65ZM63 140V141H66L67 142V140ZM71 139V138H70ZM88 139V138H87ZM107 139V138H106ZM105 138L102 140V141H105L106 143H102V141H101V144L100 145H102V144H105L106 146H107V141L108 140H106ZM111 138H109V140H110ZM121 139V138H120ZM120 139H118V140H120ZM136 139V140H137ZM155 139V138H154ZM153 138H152V140H154ZM159 139V138H158ZM1 140V139H0ZM6 140H8V139H6ZM13 140H15V139H13ZM19 140V139H18ZM39 140V139H38ZM41 140V141H42ZM48 140V139H47ZM52 140V139H51ZM55 140H56V138H55ZM74 140V139H73ZM74 140V141H75ZM95 140H97V139H95ZM122 140V139H121ZM120 140V141H121ZM135 140V139H134ZM135 140V141H136ZM143 140V139H142ZM147 140V139H146ZM163 139H161V141H162ZM174 140V139H173ZM11 141V140H10ZM33 141V140H32ZM36 141V140H35ZM45 141V140H44ZM50 141V140H49ZM53 141V140H52ZM51 141V142H52ZM58 141V140H57ZM57 141H55L56 142V145L58 144V142ZM70 141V140H69ZM74 141H72V142H74ZM88 141H89V139H88ZM93 141H94V139H93ZM98 141V140H97ZM96 141V142H97ZM113 141V140H112ZM131 141V140H130ZM157 141V140H156ZM5 142V141H4ZM7 142V141H6ZM21 142H23V141H21ZM46 142V141H45ZM54 142V143H55ZM81 142H82V140H81ZM81 142H78V143H81ZM85 142V141H84ZM92 142V141H91ZM95 142V141H94ZM94 142H92V145H93V143ZM109 142V141H108ZM122 142V141H121ZM124 142H126V141H124ZM128 142V141H127ZM132 142V141H131ZM139 142H141V141H139ZM138 142V143H139ZM143 142V141H142ZM153 142V141H152ZM155 142V141H154ZM153 142V143H154ZM3 143V142H2ZM9 143V142H8ZM12 143V142H11ZM54 143H52L53 145H55ZM86 143V142H85ZM90 143V142H89ZM100 143V142H99ZM98 143V144H99ZM111 143V142H110ZM113 143V142H112ZM111 143V144H112ZM158 143H159V141H158ZM4 144V143H3ZM6 144V143H5ZM41 144V143H40ZM49 144V143H48ZM51 144V145H52ZM64 144V143H63ZM67 144H68V142H67ZM66 144V146H68ZM76 144V143H75ZM133 144V143H132ZM65 145V144H64ZM69 145H71V147L73 146L74 147V144L72 145V144H69ZM83 142H82V146L79 144V146H77V145H75V148L76 147H83ZM85 145H87V144H85ZM84 145V147H86ZM97 145V144H96ZM105 145H103L104 147H106ZM117 145V144H116ZM126 145V144H125ZM134 145V144H133ZM0 146H2L1 144H0ZM7 146H8V144H7ZM47 146H49V145H47ZM62 147H64L63 145H61ZM99 146V145H98ZM103 146H101V148L103 147ZM108 146H110V145H108ZM119 146H120V143H119ZM2 147H5V146H2ZM12 148H14V147H16L15 145H14V147L13 146H11ZM32 147V146H31ZM37 147H41V146H37ZM36 147V148H37ZM50 147V146H49ZM57 147V146H56ZM60 147V146H59ZM71 147H69L68 146V148L67 147H64L63 148V150L65 149V148H67V149H69V151H70V148ZM96 147V149H98V147L97 146H95ZM115 147V146H114ZM117 147V146H116ZM125 147V146H124ZM128 147V146H127ZM132 147H134V146H132ZM7 148H9V147H7ZM6 148V149H7ZM29 148V147H28ZM28 148H27V150H28ZM33 148V147H32ZM31 148V149H32ZM48 148V147H47ZM109 148V147H108ZM108 148H105V149H103V150H107ZM111 148H112V145H111ZM120 148V147H119ZM130 150H131V148L130 147H128ZM5 149V150H6ZM15 150L17 149V148H14ZM20 148L18 147V150H19ZM34 149V148H33ZM41 149V148H40ZM45 149V148H44ZM58 149V148H57ZM60 149V148H59ZM58 149V150H59ZM67 149H65V150H67ZM72 149V148H71ZM84 150L85 151V149L86 150H88L87 152L89 153L90 151L91 152H94L93 151V149H94V147H93V149L91 150V149H89V147L87 148H80V151H74V149L72 150V152L74 151V152H77V154H78V152H81L82 150ZM118 149V148H117ZM133 149V148H132ZM165 149V151L167 152V150ZM10 150H11V148H10ZM13 150V149H12ZM15 150H14V152H15ZM26 150V151H27ZM38 150V149H37ZM58 150H56V151H54V150H52V149H50V150H48L49 152L50 151H53V154H55V153H57V152H59ZM65 150H64V152H59V154L60 153H62L63 155H64V153H65ZM79 150V149H78ZM95 150V149H94ZM99 150H100V148H99ZM103 150H100L99 152V154H98V152H97V156L98 157H100V156H102V151ZM134 150V149H133ZM2 151H3V149H2ZM20 151H21V149L19 150V153H20ZM22 151H24V150H22ZM21 151V153H23ZM33 151H35V150H33ZM32 151V152H33ZM40 151V150H39ZM47 150L45 149V152H46ZM47 151V152H48ZM61 151V150H60ZM69 151H66L67 153L69 152ZM109 151H110V149H109ZM125 150H123V152H124ZM165 151H164V153H165ZM171 151H170V153H171ZM1 152V151H0ZM4 153H5V151H3ZM7 152H8V149H7ZM11 152V151H10ZM9 152V153H10ZM17 153H18V151H16ZM28 152V151H27ZM42 152V151H41ZM45 152H42V153H44V155H43V157L46 155L45 154ZM46 152V153H47ZM48 152V153H49ZM86 152V151H85ZM85 152H83L82 151V153H84L85 154ZM91 152H90V154H91ZM104 152V151H103ZM106 152H108V150L106 151ZM112 152V151H111ZM113 152H115L116 153V151L114 150ZM4 153H3V156H4ZM18 153V154H19ZM29 153V152H28ZM30 153H31V151H30ZM87 153V154H88ZM114 153V154H115ZM118 153V152H117ZM129 153V152H128ZM1 154V153H0ZM41 154V153H40ZM40 154H39V158H40ZM58 154V153H57ZM57 154H55V155H57ZM66 154V153H65ZM68 154H72L71 152L70 153H68ZM68 154L66 155V157H64V158H66V161L64 162L65 164H69V163H66L67 161H68V158H70V155L68 156ZM74 154V153H73ZM72 154V155H73ZM89 154V158H87L88 157V155L85 157V156H82L83 158H84V160H86V158H87V160L88 159H90V161L91 160H93L94 158H92L93 156L94 157H97V156H95L94 155V153H92L93 154V156H91ZM109 152H108V154L106 153L105 154V152H104V154H103V156L105 155V156H109ZM112 155V157H113V153H111ZM125 154H127L126 152H125ZM129 154H132V151L129 153ZM128 154V155H129ZM161 154V153H160ZM159 154V155H160ZM195 154V155H194ZM5 155H7V154H5ZM33 155V154H32ZM35 156H36V154H34ZM50 155L51 154H49V157H50ZM55 155H53V157L52 158H54V156ZM61 155V154H60ZM75 155H76V153H75ZM122 155H124L123 153H122ZM153 155V156H154ZM162 156H164L165 154H161ZM238 155H241V157H243V158H245V157H247L248 155H252V157H251V159L253 158V156L255 157V155H257L260 159H262L261 161H260V163H255V162H251V161H248V159H247V163H246V161H245V163L243 164V165H241V164H239L236 160H235V157L236 156H238ZM14 156V155H13ZM16 156V155H15ZM15 156H14V158H15ZM18 157H19V155H17ZM20 156H21V154H20ZM24 156V155H23ZM30 156V155H29ZM29 156H27V157H29ZM48 156V155H47ZM68 156V157H67ZM77 156H79V154L77 155ZM77 156H75V158H77ZM105 156H104V158H105ZM111 156H109V157H107V158H110ZM134 156V155H133ZM162 156H160V157H162ZM166 156H167V153H166ZM165 156V157H166ZM17 157V158H18ZM25 157V156H24ZM34 157V156H33ZM47 158L48 159V162H49V160L51 159V158ZM61 157H62V161H63V156L61 155ZM71 157H73L74 158V156H71ZM80 158H82L81 157V154H80V156H79ZM123 157H126V156H123ZM131 157H132V155H131ZM158 157V156H157ZM164 157V158H165ZM239 157V156H238ZM249 157V156H248ZM247 157V158H248ZM13 158V160H16L17 158H15L14 159ZM20 158V157H19ZM36 158H38V155H37V157ZM35 158V159H36ZM38 158V159H39ZM58 159L60 158V157H57ZM57 158H56V160H57ZM72 158V159H73ZM80 158H79V160H74V161H76V162H81L80 161ZM101 159V161L102 160H104L105 161V159H102V157H100ZM106 158V159H107ZM115 158H117V157H115ZM119 158H121V157H119ZM152 158V157H151ZM167 158H169V156H167ZM179 158V159H180ZM237 158V157H236ZM1 159H2V156H1ZM22 159V158H21ZM37 159V161H39ZM42 159V158H41ZM43 159H45V158H43ZM71 159V160H72ZM98 159V158H97ZM132 159H134L133 157H132ZM149 159H150V157H149ZM148 159V160H149ZM160 159V158H159ZM162 159H163V157H162ZM173 159V158H172ZM171 159V160H172ZM182 159L180 160V161H182ZM240 159V158H239ZM54 160V159H53ZM56 160H54V161H56ZM70 160V161H71ZM96 160V159H95ZM99 160V161H100ZM108 160H110V159H108ZM114 159H112V161H109V162H107V161H105L104 162V164L106 165V163L107 164H109L110 162H112V164L114 163V161H113ZM120 160V159H119ZM151 160V159H150ZM154 160H156L155 159V156H154ZM166 159H164V161H165ZM176 160L178 161V159L176 158ZM188 160V161H189ZM192 160V159H191ZM255 160V159H254ZM1 161V160H0ZM20 160H16V162H18V163H20L19 162ZM23 161V162H22ZM21 161V164L22 165H24V159ZM27 161V160H26ZM51 161V160H50ZM58 161H60V160H58ZM69 161V162H70ZM73 161V160H72ZM94 161V160H93ZM93 161H91V162H93ZM98 160H97V162H99ZM100 161V162H101ZM125 161V160H124ZM123 161V162H124ZM132 161H134V160H132ZM137 161V160H136ZM157 161V160H156ZM164 161H161V162H164ZM166 161H168V159L166 160ZM164 162V163H161L160 162V160H159V162L163 165V164H168L167 162ZM174 161H175V159H174ZM184 161L182 162V163H184ZM188 161H187V163H188ZM201 161H202V159H201ZM243 161V162H244ZM9 162V161H8ZM15 162V163H16ZM32 162V161H31ZM42 162V161H41ZM40 162V166L43 164V163H41ZM44 164H46V159L44 160ZM52 162V161H51ZM83 162H85V161H83ZM100 162L98 163V167H100V169L101 168H104V166H103V161L101 162L102 163V165L100 164ZM117 162V164H118V161H116ZM122 162V161H121ZM139 163L141 162V161H138ZM151 162H152V160H151ZM151 162H149V163H151ZM158 162V161H157ZM157 162H155L156 164H157ZM179 162V161H178ZM178 162H176V164L178 163ZM186 162V161H185ZM242 162V161H241ZM2 163H6V162H2ZM11 163V162H10ZM14 163V164H15ZM18 163H17V165H18ZM34 163V162H33ZM36 163V162H35ZM38 163V162H37ZM37 163H36V165H37ZM50 163V162H49ZM55 163V162H54ZM61 163V162H60ZM75 162H72L71 164H69L70 166L71 165H73ZM88 163H89V161H88ZM146 163H147V161H146ZM146 163H145V165H141V167H143L144 169H146L147 170V168H145V167H147V165H146ZM153 163V166H154V162H152ZM160 163H158V165L160 164ZM171 164H172V161L170 162ZM181 162H179L178 164H180ZM185 163V165H190V166H192L190 163ZM196 163V162H195ZM205 163V162H204ZM204 163H202V164H204ZM12 164V163H11ZM25 164H27V163H25ZM51 164V163H50ZM61 164H63V162L61 163ZM79 164V163H78ZM77 163L75 164V166H77L78 165ZM82 164V163H81ZM91 164V163H90ZM89 164V165H90ZM92 164H94V163H92ZM95 164H96V161H95ZM95 164H94V166H95ZM111 164V163H110ZM111 164V165H112ZM121 164V163H120ZM125 164V163H124ZM128 164H129V162H128ZM132 164V163H131ZM140 164H142V163H140ZM155 164V165H156ZM160 164V165H161ZM171 164H168V166L169 165H171ZM175 163H173L172 164V166H175V168H177V166H178V164H177V166H176V164L174 165ZM199 164V163H198ZM2 165V164H1ZM30 165H31V163H30ZM48 165V163L46 164V166ZM56 165L57 164H55V166H52V165H49V166H52V167H56ZM60 165V164H59ZM80 165V164H79ZM87 165V164H86ZM85 165V166H86ZM134 165V164H133ZM133 165L131 166V165H129V166H131L133 169H134V167H133ZM152 165V164H151ZM157 165V167L155 166V167H153V168H151L150 167V165L148 166L149 168L148 169H150L151 170V172H150V170H148L150 173H145L144 174V172H143V175H142V178L140 177V179H139V174H137V175H135L138 171H137V169L139 168V167H137L136 165V167L135 168H137V169H135V170H133L134 172H136L135 174L134 173H131V179H129L128 181L129 182H132V178L133 177H135V176H137V177H135L136 179L138 178V182H139V180H140V182H139V184H138V187H136V185L134 184L136 181H134V183H133V185H132V183H131V185H130V183H128V181H127V183L129 184V186H135L134 188H133V190L132 191H128L129 193H127V194H125L124 195V199H122V200H115L117 203H115V201H114V204H109V202H108V204L107 205H104V206H102L101 207V214L103 215V218H104V222L103 223H105V226L106 227H104V229L106 228V231H107V235L106 234H102V235H106V237H107V239H106V246H107V248L108 249H110V250H119V252L120 251H122L123 253H124V259H125V256H129V255H137V253H138V251H144V250H148L149 249V247L150 248H152V249H155L156 247L158 248L161 244H169L171 241H172V234L173 233H171L172 231H174L173 229H172V226H173V223H175L176 222V217L178 216V214H179V212H181V208L182 207H184V206H186L187 204H189V203H193V201H194V198H195V196H196V192H195V189H194V183H197L196 181H194V180H196V177H194V176H197V179L200 177L201 178V175L200 174H197V175H194V174H190V173H187V168H190V170L192 169L191 167H187L186 168V166L185 167H183V168H185V169H183L182 170V166L180 167V166H178L180 169H166V170H163L162 169V167L164 166H162V167H159ZM180 165H182V164H180ZM184 165V164H183ZM3 166V165H2ZM5 166H6V164H5ZM10 167H11V165H9ZM27 166V165H26ZM26 166H22V168L23 167H26ZM44 166V165H43ZM42 166V167H43ZM62 166V165H61ZM61 166L60 167H58V169L60 168L61 169ZM84 166V165H83ZM96 166H97V164H96ZM103 166V167H102ZM113 166V165H112ZM114 166H115V163H114ZM126 166H127V164H126ZM128 166V168H126L125 166V168L123 167V165L122 166H115V167H120V168H116V169H120V171L121 170H124V171H122V172H128V171H130V170H128L129 168L131 169V167H129ZM166 166V165H165ZM12 167H13V165H12ZM17 167V166H16ZM16 167L14 166V168L16 169ZM20 167V166H19ZM18 167V168H19ZM32 167V166H31ZM31 167H27L28 169L29 168H31ZM56 167V168H57ZM65 167H67V166H65ZM74 167V166H73ZM89 169L91 168L90 166H87ZM105 167H107V165L105 166ZM108 167H109V165H108ZM115 167H113L114 169H115ZM121 167H123L122 169H121ZM167 167V166H166ZM171 167V166H170ZM192 167H194V166H192ZM194 167V168H195ZM210 167V168H209ZM8 168V167H7ZM6 168V169H7ZM17 168V169H18ZM33 168H35V166H33ZM32 168V169H33ZM38 167H36L35 169H33V174H34V171H35V173L37 172V170H38V172L40 171H42V170H39V168L37 169ZM44 168L46 169V170H48V171H50L51 169H50V167H49V169H47L45 166H44ZM44 168H43V170H44ZM67 168H69V166L67 167ZM75 168V167H74ZM83 168V167H82ZM86 168V167H85ZM92 168H93V165H92ZM112 168V169H113ZM163 168H165V167H163ZM168 168V167H167ZM193 168V169H194ZM13 169V168H12ZM41 169V168H40ZM73 169V168H72ZM106 169V168H105ZM108 169V168H107ZM111 169V170H112ZM113 169V170H114ZM140 169H142V168H140ZM192 169V170H193ZM4 170V169H3ZM2 170V171H3ZM10 170H11V168H10ZM23 170L25 171V169L23 168ZM27 170V169H26ZM53 170H55V169H53L52 168V171L51 172H53ZM57 170V169H56ZM62 170H63V172L64 171H66V168H65V170H64V168H62ZM61 170V171H62ZM85 169L83 168V172L82 173H85V171H84ZM99 170V169H98ZM103 170V169H102ZM113 170H112V172H113ZM117 170V172H119L120 173V171H118ZM125 170H127V171H125ZM139 170V169H138ZM184 170H186V172H184ZM189 170V169H188ZM213 170H214V168H213ZM213 170H211L212 172H213ZM215 170V171H216ZM7 171V170H6ZM5 171V172H6ZM13 171H15V170H13ZM17 171V170H16ZM15 171V172H16ZM24 171H23V173H24ZM31 172H29V171H27L28 172V174H26V173H24V174H26L27 176H29V174L30 173H32V170H30ZM68 171H70V170H68L67 169V171L65 172V173H67ZM76 171V170H75ZM74 171V172H75ZM78 171H80L79 170V167H78ZM82 171V170H81ZM86 171H88V169H86ZM94 171V170H93ZM132 171V170H131ZM130 171V172H131ZM141 171H143V170H141ZM140 171V172H141ZM147 171V172H148ZM203 171V172H204ZM211 171H209V172H211ZM221 171V172H222ZM5 172H4V175H5ZM18 172H19V170H18ZM38 172L36 173V175L35 176H37V174H38ZM40 172H39V174H40ZM57 173H59L60 171H56ZM77 172V171H76ZM89 172H91V170L89 171ZM89 172H87L88 173V175L89 174H91V173H89ZM98 172V171H97ZM99 172H100V170H99ZM108 172V171H107ZM114 172H116V171H114ZM121 172V173H122ZM139 172V173H140ZM190 172V171H189ZM3 173V172H2ZM11 173H12V171H11ZM45 173L47 174V173H50V172H47V171H45ZM57 173H55V171H54V176L53 175H48V176H53L52 178H54V179H56V176H55V174L57 175V179H58V177H59V175L60 174H62V173H59V174H57ZM80 173L81 172H78V175H80ZM96 173V172H95ZM103 175H104V172H101ZM100 173V174H101ZM105 173H106V171H105ZM111 173V172H110ZM120 173V174H121ZM142 173V172H141ZM218 173V172H217ZM14 174V173H13ZM13 174H11L12 176H13V180H14V175ZM19 174V173H18ZM38 174V175H39ZM44 174V172L42 173L41 172V175H39V177H38V179H37V177H33L32 175H30L31 176V178L30 179H34V180H36L37 179V181L40 179V177H42V175ZM69 174L71 175V171L69 172ZM68 174V176H65V175H67V174H62L61 175V177L62 176H65V177H68V180H67V178H66V180L67 181H69V180H71L72 181V179H70L73 175H69ZM72 174H74L73 173V171H72ZM99 174V175H100ZM101 174V175H102ZM107 174V173H106ZM105 174V175H106ZM114 175H115V173H113ZM123 174V173H122ZM127 174V173H126ZM125 173L123 174L124 176L126 175ZM130 174V173H129ZM134 174V176H132ZM203 174H206V173H203ZM214 174V173H213ZM216 174V173H215ZM2 175V174H1ZM21 175H23V174H20V175H18L19 177L21 176ZM45 175V174H44ZM43 175V177L42 178H44L43 180H45L46 181V179H45V176ZM76 175V174H75ZM85 175V174H84ZM96 175V174H95ZM95 175L93 176V173H92V176L93 177H91V175H89L91 178H86L87 180L88 179H91V181H89V182H91V184L94 182V181H96V178H98L97 176L95 177ZM98 175V176H99ZM104 175V176H105ZM111 175V174H110ZM114 175H113V177H114ZM117 175V174H116ZM139 175V176H138ZM220 175V174H219ZM3 176V175H2ZM15 176H17V175H15ZM26 176V177H27ZM107 176V175H106ZM122 176V175H121ZM128 176V175H127ZM126 176V177H127ZM205 176V175H204ZM19 177H16L17 179H19ZM21 177H23V181H24V176H21ZM33 177V178H32ZM80 176H78V178H79ZM82 177V176H81ZM86 177V176H85ZM95 177V180H93V178ZM100 177V176H99ZM102 177V176H101ZM108 177V176H107ZM110 177V176H109ZM130 176H128V178H129ZM203 177V176H202ZM5 178V177H4ZM8 178H10L9 176H7V179ZM12 178V177H11ZM15 178V179H16ZM28 178V177H27ZM26 178V179H27ZM52 178H49V179H47V181L48 180H50V179H52ZM73 178V177H72ZM75 178V177H74ZM77 178V177H76ZM75 178V180H77ZM111 179L109 180V178H106V179H108L109 181H111L112 180V177H110ZM116 179H115V181H114V183H116V181H117V184L118 183H120V180L121 179H124L125 177H123L122 176V178H120V180L118 179L119 177H115ZM208 178V177H207ZM7 179L5 178L4 180L6 181V182H9V179H8V181H7ZM30 179H28V180H30ZM65 179V178H64ZM64 179H62V180H64ZM82 179H84V178H82ZM81 178H80V180L79 181H81L82 180ZM102 179H104L105 180V178H102ZM114 179V178H113ZM20 180H22V178H20L19 179V181ZM31 180V181H32ZM42 180V179H41ZM59 180H60V177H59ZM74 180V181H75ZM118 180H119V182H118ZM125 180V179H124ZM131 180V181H130ZM133 180H134V178H133ZM202 181H204L203 179H201ZM12 181V180H11ZM18 181V180H17ZM19 181H18V183H19ZM25 181H27V180H25ZM40 181V180H39ZM46 181V182H47ZM50 181H53V180H50ZM50 181H48V183H49V185H50ZM67 181H61L60 180V182H63L64 183V185H65V182L67 183V185H68V183H69V186H68V189L71 187V184L72 183H74V182H72L71 183V181L70 182H67ZM93 181V182H92ZM99 181H100V179H99ZM99 181H97V182H99ZM107 181V180H106ZM106 181H104L105 183H106ZM209 181V180H208ZM4 183L3 184V186L5 185V184H7V183ZM14 182H16V181H14ZM34 182L36 183V181H32V182H29L30 183V185H32V187H33V184H34ZM55 182V181H54ZM54 182H53V184H54ZM57 182H58V180H57ZM56 182V183H57ZM60 182L58 183L59 184V186H60ZM124 182V181H123ZM201 182V181H200ZM205 182V181H204ZM212 182V181H211ZM10 184H11V182H9ZM8 183V184H9ZM20 183H21V181H20ZM23 183H25V182H23ZM22 183V184H23ZM41 183H45V182H41ZM71 183V184H70ZM80 183V182H79ZM82 183V182H81ZM96 183V182H95ZM95 183L94 184H92V185H90V187L89 188H91V186L93 187H95ZM102 183V182H101ZM100 182L97 184V185H99V184H101ZM108 183V182H107ZM111 183H112V181H111ZM126 183V184H127ZM8 184L7 185H5L4 187H8ZM13 184V183H12ZM11 184V185H12ZM15 184V183H14ZM26 185L28 184V183H25ZM37 184H38V182H37ZM47 184V183H46ZM44 185V186H49V185ZM52 184V183H51ZM76 184V183H75ZM83 184H84V182H83ZM124 184H125V182H124ZM125 184V185H126ZM127 184V185H128ZM198 184V183H197ZM17 185V184H16ZM29 185V186H30ZM41 185V184H40ZM39 185V186H40ZM55 185V184H54ZM67 185H65V186H67ZM80 185V184H79ZM79 185H78V189L77 190H79ZM97 185H96V187H97ZM108 185H109V187L108 186H106V188L108 189V192H109V194L110 193H112L111 191H109V189H110V186L112 185H110L109 183H108ZM200 185V184H199ZM12 186H14V185H12ZM18 186H20L19 184H18ZM25 186V185H24ZM36 186V185H35ZM38 186V187H39ZM51 186H53V185H51ZM62 186V185H61ZM64 186V187H65ZM84 186V185H83ZM102 186H103V184H102ZM113 186V185H112ZM198 186V185H197ZM6 187V189H9L11 186H9V188H7ZM21 187V186H20ZM19 187V188H20ZM22 187H23V185H22ZM37 187V188H38ZM42 187V186H41ZM55 189L57 188V186H53ZM52 187V188H53ZM85 187H88V186H85ZM104 187V186H103ZM103 187H100V188H102V190L100 189V191L99 192H97L96 191V194L98 193H100L101 192V194H102V192H104L105 190H103L104 188ZM121 187H123V185H122V183H121V186H120V188ZM203 187V186H202ZM13 187H11L10 188V191H11V189H12ZM48 188V187H47ZM52 188H49L48 190H49V192L51 191L52 192V190H50V189H52ZM61 188H63V187H61ZM66 188V187H65ZM63 189V191L64 190H66V189ZM75 188V187H74ZM89 188H87L88 189V191H90L89 190ZM118 187H116V189H117ZM124 188V187H123ZM122 188V189H123ZM127 188H128V186H127ZM131 189H132V187H130ZM129 188V189H130ZM201 188V187H200ZM199 187H198V191H199V189H200ZM205 188V187H204ZM16 189V188H15ZM21 189V188H20ZM24 189H26L25 187H24ZM23 189V190H24ZM27 189H28V185H27ZM40 189V188H39ZM43 188H41V190H42ZM67 189V190H68ZM71 189V188H70ZM69 189V190H70ZM80 189H82V187L80 188ZM83 189H86V188H83ZM82 189V190H83ZM93 189V188H92ZM113 189V188H112ZM119 189V188H118ZM122 189H120L121 190V193H122ZM125 189H126V186H125ZM5 190V189H4ZM29 190V189H28ZM32 189H30V191H31ZM34 190V189H33ZM32 190V191H33ZM38 190V189H37ZM37 190H35V191H37ZM40 190V191H41ZM47 189H44V191H46ZM48 190H47V192L46 193H48ZM57 190V189H56ZM58 190H61V189H58ZM69 190L67 191L68 193H67V195L69 194ZM71 190H73V189H71ZM70 190V191H71ZM75 190H76V188H75ZM76 190V191H77ZM95 190V189H94ZM93 190V191H94ZM201 190V189H200ZM225 190V189H224ZM227 190V189H226ZM259 190V191H260ZM2 191H3V189H2ZM39 191V190H38ZM54 192H55V190H53ZM62 191V192H63ZM81 191V190H80ZM80 191H79V193H80ZM85 191V190H84ZM83 191V192H84ZM87 191V190H86ZM87 191V192H88ZM115 191H117V190H115ZM126 191V190H125ZM125 191H123V193L125 192ZM240 191V190H239ZM4 192V191H3ZM3 192H2V194H3ZM6 192V191H5ZM4 192V193H5ZM13 192V191H12ZM15 192V191H14ZM17 192H18V190H17ZM16 192V193H17ZM25 192V191H24ZM29 192V191H28ZM34 192V191H33ZM56 192H58V191H56ZM60 192V191H59ZM61 192V194H62V196L63 195H66L65 193V191L62 193ZM73 192V191H72ZM90 192H92V190L90 191ZM229 192V191H228ZM231 192V191H230ZM233 192V191H232ZM262 192V191H261ZM11 193V192H10ZM19 193H21L20 191H19ZM23 193V192H22ZM21 193V194H22ZM32 193V192H31ZM35 193V192H34ZM41 193H44L43 192V190H42V192ZM40 193V194H41ZM71 193V192H70ZM74 193V192H73ZM77 193H78V191H77ZM79 193L78 194H76V195H78L79 196ZM86 193V192H85ZM84 193V194H85ZM107 193V192H106ZM106 193H103V198H104V194H106ZM114 193V192H113ZM111 194V195H115L117 192H115V194ZM7 194V193H6ZM8 194H9V192H8ZM49 194V193H48ZM60 194V193H59ZM60 194V195H61ZM72 194V193H71ZM86 194H88V193H86ZM93 194H94V192H93ZM98 194L95 196V197H97L98 196ZM108 194V195H109ZM118 194H120V191L118 190ZM230 194V193H229ZM228 194V195H229ZM243 194V193H242ZM262 194V193H261ZM31 196L33 195V194H30ZM36 195V194H35ZM53 195H57L56 193L55 194H53ZM59 195V197H62V196H60ZM91 195H92V193H91ZM117 195V194H116ZM120 195H122V194H120ZM231 195V194H230ZM264 195V194H263ZM14 196H15V193H14ZM21 196V195H20ZM24 196H25V194H24ZM29 196V195H28ZM39 196V195H38ZM45 196H47V195H45ZM50 196H51V194H50ZM81 196H83L82 194H81ZM85 196V195H84ZM118 196V195H117ZM116 196V197H117ZM123 196V195H122ZM121 196V197H122ZM237 196V195H236ZM2 197H4V196H2ZM7 197V196H6ZM16 197V196H15ZM15 197H13V198H15ZM17 197H18V195H17ZM22 197H23V195H22ZM21 197V198H22ZM49 197V196H48ZM48 197H47V199H48ZM58 197V196H57ZM67 197V196H66ZM76 196H74L73 197V200L74 199H76L75 198ZM89 197H91V196H89ZM88 197V198H89ZM94 197V198H95ZM101 196H100V194H99V197H97V198H99V200L100 199H102V198H100ZM107 197V196H106ZM109 197V196H108ZM110 197H113L114 198V196H110ZM120 197V196H119ZM231 197H232V195H231ZM238 197V196H237ZM240 197V196H239ZM252 197V196H251ZM5 198V197H4ZM11 197H9V200H11L10 199ZM12 198V200H14ZM21 198H19L20 200H21ZM25 198V197H24ZM35 198H36V196H35ZM44 198V197H43ZM49 198H51V197H49ZM71 198H72V196H71ZM71 198H70V200H71ZM91 198H93V196L91 197ZM91 198H89V199H91ZM197 198V197H196ZM210 198V197H209ZM226 198V197H225ZM242 198V197H241ZM260 198H262V197H260ZM260 198H258V199H260ZM17 199V198H16ZM15 199V200H16ZM36 199H38V198H36ZM42 199V198H41ZM54 199V198H53ZM53 199H51V201L53 200ZM56 199H58V198H56ZM56 199H55V201H56ZM61 199V200H60ZM59 199V201H61L62 202V198H60ZM65 199V198H64ZM68 199V198H67ZM87 199V198H86ZM96 199V198H95ZM120 199V198H119ZM245 199V198H244ZM251 199V198H250ZM4 200H6V199H4ZM20 200H18V203H19V201ZM30 200H31V197H30ZM46 200V199H45ZM50 200V199H49ZM80 200H82V198H80L79 199V201ZM94 200V199H93ZM93 200H91V201H93ZM107 200H108V198H107ZM209 200V199H208ZM228 200V199H227ZM239 200H240V198H239ZM249 200V199H248ZM248 200H246V201H248ZM2 201V200H1ZM6 201H8V200H6ZM5 201V202H6ZM25 201V200H24ZM23 201V202H24ZM32 201H34V199L32 198ZM32 201H30L31 203H32ZM48 201V200H47ZM55 201H54V203H55ZM58 201V202H59ZM65 201V200H64ZM109 201H110V199H109ZM199 201V200H198ZM234 201V200H233ZM250 201V200H249ZM261 201V200H260ZM22 202V201H21ZM20 202V203H21ZM26 202V201H25ZM37 203H38V201H36ZM43 202L45 203L46 201H44V199H43ZM49 202V201H48ZM53 202V201H52ZM72 202V201H71ZM75 202V201H74ZM78 202V201H77ZM89 202V201H88ZM100 203L101 202H103L102 200H100L99 201ZM105 203H107V201H106V198H105V201H104ZM209 202V201H208ZM226 202H228V201H226ZM230 202V201H229ZM242 202V201H241ZM262 202V201H261ZM260 202V203H261ZM7 203V202H6ZM12 203H14V201L12 202ZM11 203V204H12ZM19 203V204H20ZM37 203H35V206H34V209H35V211H36V204ZM47 203V202H46ZM65 203V202H64ZM81 203V202H80ZM93 203V202H92ZM92 203H90V204H92ZM112 203V202H111ZM197 203V202H196ZM202 203V202H201ZM236 203H238V201L236 202ZM235 203V204H236ZM249 202H247V204H248ZM1 204V203H0ZM5 204V203H4ZM4 204H2V205H4ZM24 204H26V203H24ZM23 203L22 204H20V206L21 205H24ZM78 204V203H77ZM85 204V203H84ZM84 204H82V205H84ZM198 204V203H197ZM196 204V205H197ZM200 204V203H199ZM199 204H198V206H199ZM223 204V203H222ZM231 204V203H230ZM245 204V203H244ZM256 204V203H255ZM26 205H28V202H27V204ZM29 205H31L30 203H29ZM29 205H28V207H29ZM32 205H33V203H32ZM32 205H31V207H32ZM49 205V204H48ZM52 205V204H51ZM54 205H56V204H54ZM86 205V204H85ZM89 205V204H88ZM241 205V204H240ZM8 206H9V204H8ZM13 206V205H12ZM37 206H39V205H37ZM43 206H44V204H43ZM45 206H47V205H45ZM53 206V205H52ZM62 206V205H61ZM66 206V205H65ZM89 206H91V205H89ZM93 206H95L94 204H93ZM198 206H196L197 208L196 209H198ZM201 206H204V204L202 203V205ZM205 206H208V204L207 205H205ZM252 206V205H251ZM250 206V207H251ZM255 206V205H254ZM2 207V206H1ZM5 207V206H4ZM7 207V206H6ZM10 207V206H9ZM40 207V206H39ZM39 207H37L38 209H39ZM42 207V206H41ZM40 207V208H41ZM49 207V206H48ZM76 207V206H75ZM75 207H73L74 209H75ZM79 207H80V205H79ZM82 207V206H81ZM85 207V206H84ZM99 207V206H98ZM191 207H193L194 208V206L192 205ZM224 207H226L225 205H224ZM231 207V206H230ZM236 207H238V205L236 206ZM241 207H243V206H241ZM241 207H239V208H241ZM244 207H246V206H244ZM14 208V207H13ZM18 209L17 210H20L19 209V207H17ZM25 208V207H24ZM23 208V209H24ZM43 208V207H42ZM41 208V209H42ZM52 208V207H51ZM63 208H65L64 206H63ZM62 208V209H63ZM188 208V207H187ZM207 208V207H206ZM206 208H202V209H205L206 210ZM228 208V207H227ZM226 208V210H228ZM232 208V207H231ZM231 208H230V210H231ZM234 208V207H233ZM247 208V207H246ZM256 208V207H255ZM2 209V208H1ZM5 209V208H4ZM7 209H9V210H11L12 212H14L13 210H12V208L10 207V208H6V210ZM26 209V208H25ZM29 209V208H28ZM44 209V208H43ZM43 209H42V211H41V213H42V217L44 216V214H43ZM47 209L48 208H46V210H44V211H47ZM50 209V208H49ZM61 209V208H60ZM61 209V210H62ZM67 209H69V208H67ZM85 209H87V210H84V209H81L80 211L82 212V210H84V211H87L88 213L91 211H88L89 210V207H86ZM90 209H93V208H90ZM186 209V208H185ZM184 209V213H185V211L186 212H188V209H186L185 210ZM200 209V208H199ZM222 209V208H221ZM237 210H238V208H236ZM235 209V210H236ZM14 210H16V208L14 209ZM30 210V209H29ZM57 210V209H56ZM66 210V209H65ZM72 210V209H71ZM94 210V209H93ZM183 210V209H182ZM191 210H193V209H191ZM195 210V209H194ZM193 210V211H194ZM210 209H208L207 211H209ZM233 210V209H232ZM250 210V209H249ZM23 211V210H22ZM26 211V210H25ZM34 211V210H33ZM50 211V210H49ZM74 211H76V210H74ZM79 211V212H80ZM83 211V212H84ZM97 211V210H96ZM193 211H191L192 213H193ZM198 211V210H197ZM203 211V210H202ZM221 211V210H220ZM16 212V211H15ZM14 212V213H15ZM18 212V211H17ZM51 212V211H50ZM49 212V213H50ZM61 212V211H60ZM67 212V211H66ZM66 212H64V213H66ZM94 212V211H93ZM92 212V213H93ZM201 212V210L200 211H198V213H200ZM203 212H205V211H203ZM224 212L225 211H223V214H224ZM232 212V211H231ZM243 212H245V211H243ZM5 213V212H4ZM7 213H8V210H7ZM30 213V212H29ZM38 214L37 215H40L39 213L40 212H37ZM45 213V212H44ZM53 213V212H52ZM55 213V212H54ZM62 214H63V212H61ZM92 213L90 214V216L92 215ZM96 213V212H95ZM98 213V212H97ZM96 213V214H97ZM154 213H155V215H157V216H159L160 218H161V220H162V222H163V224H165V226L162 224V223H160V224H162L164 227V230H163V233H157V228H158V226H157V224H155V222H157V221H159V220H157V221H155V219H154V227H156L157 226V228H156V232L153 230V232L151 231V229H149V219H150V217L152 218V216H151V214L152 215H154ZM189 213H190V211H189ZM188 213V214H189ZM196 212L194 211V214H195ZM207 213V212H206ZM221 213V212H220ZM240 213V212H239ZM252 213V212H251ZM250 212L249 213H247V214H250L251 216H252V214H251ZM2 214H3V212H2ZM11 214V213H10ZM19 214H21V213H19ZM31 214V213H30ZM32 214H34V212L32 213ZM61 214V215H62ZM78 214V213H77ZM80 214V213H79ZM78 214V215H79ZM83 214V213H82ZM86 214V213H85ZM99 214V213H98ZM201 214H202V212H201ZM205 214V213H204ZM222 214V213H221ZM234 214H237V213H235V211H234ZM246 214V213H245ZM9 215V214H8ZM14 215H17V214H14ZM22 215V214H21ZM45 215H51V214H48V213H46ZM64 215V214H63ZM66 215H67V213H66ZM69 215V214H68ZM181 216L183 215L182 214V212H181V214H180ZM219 215V214H218ZM240 215V214H239ZM243 215H244V213H243ZM259 215V214H258ZM263 215V214H262ZM3 216V215H2ZM1 216V217H2ZM20 216V215H19ZM27 216V215H26ZM34 216L36 217V215L34 214ZM33 216V219L35 218ZM47 217L46 218V216H44V218H46L47 220H49V218H51L50 220H52V217ZM52 216V215H51ZM56 216H59V214L58 215H56ZM73 216V215H72ZM71 216V217H72ZM80 216V215H79ZM82 217H83V215H81ZM81 216L79 217V219H81ZM89 216V215H88ZM94 216V215H93ZM92 216V217H93ZM181 216H180V218H181ZM195 216V215H194ZM198 216L199 217H197V218H200V215L198 214ZM203 216V215H202ZM205 216H207V214H205ZM204 216V217H205ZM241 216H242V214H241ZM246 216V215H245ZM247 216H249V215H247ZM250 216V217H251ZM257 216V215H256ZM256 216H255V218H256ZM4 217H7V216H5L4 215ZM24 217H25V215H24ZM31 217V216H30ZM41 218V215L40 216H37L36 218ZM53 217H55L54 215H53ZM60 217V216H59ZM62 217L63 216H61V221H62ZM66 217V216H65ZM77 218L76 216H75V214H74V216H73V218ZM99 217V216H98ZM156 217V216H155ZM186 217V216H185ZM204 217H202V219L201 220H203V218ZM208 217H209V215H208ZM221 217H222V215H221ZM226 217H227V215H226ZM233 217H235V216H233ZM264 217V216H263ZM11 218L13 219V215L11 216ZM10 218V219H11ZM17 218V217H16ZM16 218H15V220H16ZM32 218V217H31ZM36 218H35V222H37V220H36ZM69 219H70V215H69V217H68ZM72 218V220H74ZM84 218H85V216H84ZM157 218V217H156ZM183 218V217H182ZM188 218V217H187ZM186 218V219H187ZM194 218V217H193ZM223 218V217H222ZM246 218H248V217H246ZM258 218H259V216H258ZM257 218V220H259V223H262V222H260V218L258 219ZM1 219V218H0ZM2 219H3V217H2ZM1 219V220H2ZM5 219V218H4ZM33 219H28V223H32L33 222V225L32 226H34V221H33ZM42 220V218H41V222L43 223V221H47V220ZM54 219V221H55V218H53ZM78 218H77V221L79 220ZM87 219V221H88V218H86ZM152 219V220H153ZM159 219V218H158ZM230 219H232V217L230 218ZM235 219V218H234ZM234 219H233V221H234ZM236 219H237V217H236ZM235 219V220H236ZM242 219V218H241ZM245 218H243L242 220H244ZM249 219V218H248ZM251 219V218H250ZM263 218H261V220H262ZM6 220H8V217H7V219ZM15 220L14 221H12V220H10V221H12V222H14V223H19L18 225H25V224H27V222H25L27 219L25 218V220H22L21 218L19 219L18 218V220L21 222H23V223H25V224H21L20 222H18V220H16V222H15ZM30 220H32V221H30ZM57 220H58V217H57ZM68 220V219H67ZM66 220V221H67ZM84 220V219H83ZM151 220V219H150ZM160 220V221H161ZM184 220V219H183ZM182 220V221H183ZM189 220H190V217H189ZM195 220V219H194ZM206 220L208 221V219L206 218ZM226 220V219H225ZM224 220V221H225ZM30 221V222H29ZM39 221H40V219H38V222L37 223H39ZM65 221V220H64ZM71 221V220H70ZM70 221H69V223H70ZM74 221H76V220H74ZM80 222H82L81 220H79ZM188 221V220H187ZM204 221H205V219H204ZM227 222L229 221V219L228 220H226ZM237 221H238V219H237ZM246 221V220H245ZM251 221H255V220H251ZM9 222V221H8ZM52 222V221H51ZM59 222V221H58ZM80 222H79V224H80ZM84 222V221H83ZM191 222H192V219H191ZM236 222V221H235ZM240 222V221H239ZM239 222H237V223H239ZM2 223H4V221L2 222ZM2 223H0L1 224V226H2V229H3V227H4V229H5V227L6 226H4V225H7V224H2ZM7 223V222H6ZM11 223V222H10ZM8 224L9 226L10 225H13L12 223L11 224ZM30 223V224H31ZM36 223V224H37ZM50 223V222H49ZM48 223V224H49ZM53 223V222H52ZM51 223V224H52ZM62 223H63V221H62ZM65 223V222H64ZM68 223V222H67ZM73 223H78V222H72V224ZM84 223H86V222H84ZM90 223V222H89ZM88 223V224H89ZM98 223H99V221H98ZM151 224H152V222H150ZM182 223V222H181ZM185 223L187 224L188 222H186L185 221ZM185 223H184V225H185ZM197 223V222H196ZM201 223V222H200ZM206 223V222H205ZM209 223V222H208ZM211 223V222H210ZM242 223V222H241ZM240 223V224H241ZM247 223H249V222H247ZM246 223V224H247ZM255 223V222H254ZM254 223H253V225H254ZM35 224V225H36ZM40 224V223H39ZM60 224V223H59ZM72 224L70 225V226H72ZM91 224V223H90ZM177 224L178 225H180L179 224V222H177ZM192 224V223H191ZM203 224V223H202ZM250 224L252 225V222H250ZM250 224H249V226H250ZM257 224V222L255 223V225ZM42 225V226H41ZM41 225H38V226H40V227H43V224H41ZM82 225H84V226H86L87 225V223L86 224H82ZM162 225H160V226H162ZM174 225H176V223L174 224ZM190 225V224H189ZM211 225V224H210ZM259 225V224H258ZM262 225H263V223H262ZM1 226H0V228H1ZM17 226V225H16ZM28 226V228H29V226L30 225H27ZM31 226V227H32ZM47 226V225H46ZM49 226H51V225H48V227H46V228H49ZM55 226V225H54ZM54 226H51L52 228L54 227ZM60 226V225H59ZM66 226L68 227V225L66 224ZM80 226V225H79ZM92 226V225H91ZM151 226V225H150ZM159 226V228H162V227H160ZM186 226V225H185ZM184 226V227H185ZM191 226V225H190ZM199 226H200V224H199ZM236 226H237V224H236ZM239 226V225H238ZM237 226V227H238ZM241 226V225H240ZM239 226V227H240ZM246 226V225H245ZM260 226V225H259ZM26 227V226H25ZM25 227H20V228H22L19 232H21L22 234L24 233L23 232V229L25 228ZM58 227V226H57ZM56 227V228H57ZM60 227H62V226H60ZM65 227V226H64ZM66 227V228H67ZM76 227V226H75ZM74 227V228H75ZM81 227V226H80ZM93 227V226H92ZM97 227V226H96ZM154 227H152V228H154ZM180 227H181V225H180ZM179 227V228H180ZM193 227V226H192ZM197 227V226H196ZM196 227H194V228H196ZM203 227H204V225H203ZM210 227V226H209ZM9 228V227H8ZM8 228H6L7 229V232H8ZM37 228V227H36ZM45 228V229H46ZM59 228V227H58ZM72 228V227H71ZM78 228V227H77ZM81 228H83V226L81 227ZM86 228H89V226L87 225V227ZM85 228V229H86ZM99 228V227H98ZM158 228V229H159ZM162 228V229H163ZM174 228V227H173ZM186 229H187V227H185ZM205 228V227H204ZM203 228V229H204ZM225 228H226V226H225ZM224 228V229H225ZM229 228V227H228ZM233 228H234V225H233ZM236 228V227H235ZM251 228V227H250ZM1 229V231L2 232H4L5 233V231H3ZM13 230V229H15L14 227L13 228H11L10 227V230ZM16 229H18L17 227H16ZM31 229V228H30ZM38 229H40V228H38ZM54 229V228H53ZM68 229V228H67ZM69 229H70V227H69ZM68 229V230H69ZM100 229V228H99ZM161 229V230H162ZM177 228H175V230H176ZM183 229V228H182ZM182 229H180V230H182ZM193 228H191V230H192ZM200 229H201V226H200ZM202 229V230H203ZM244 229V228H243ZM248 229V228H247ZM255 229H256V227H255ZM19 230V229H18ZM25 230H27V235H28V229L26 228ZM24 230V231H25ZM31 230H33V228L31 229ZM42 231H43V228L41 229ZM49 230H50V228H49ZM58 230V229H57ZM60 230V229H59ZM72 230H73V228H72ZM81 230V229H80ZM91 230H92V228H91ZM95 230V229H94ZM160 230V231H161ZM184 230V229H183ZM197 230H198V234H196V235H199L200 233H199V229L197 228ZM207 230H209V229H207ZM222 230H223V228H222ZM229 230H231V228L229 229ZM236 230V229H235ZM234 230V231H235ZM240 230H241V228H240ZM249 230V229H248ZM251 230H252V228H251ZM261 230V229H260ZM264 230V229H263ZM15 231V230H14ZM13 231V234H15V232H16V234L18 233L19 234V232H17V231H15L14 232ZM33 231H35V229L33 230ZM33 231H31V232H33ZM46 231V230H45ZM44 231V232H45ZM47 231H48V229H47ZM64 231V230H63ZM74 231H76L77 232V229L75 230L74 229ZM79 231V230H78ZM98 231V230H97ZM193 231H196L195 229L193 230ZM192 231V232H193ZM204 231V230H203ZM220 231V230H219ZM218 231V232H219ZM223 231H225V230H223ZM222 231V232H223ZM234 231H232V233H234ZM242 231V230H241ZM245 231V230H244ZM1 232V233H2ZM37 232V231H36ZM43 232V233H44ZM51 232V231H50ZM52 232H54L53 230H52ZM66 232V231H65ZM72 231H70V233H71ZM102 232V231H101ZM179 232V234H180V231H178ZM188 232V231H187ZM189 232H191V231H189ZM188 232V233H189ZM237 232H240V231H237ZM236 232V233H237ZM246 232H247V230H246ZM253 232V231H252ZM4 233H2V234H4ZM11 233V232H10ZM9 232H8V234H10ZM35 233V232H34ZM38 233H39V231H38ZM40 233H42L41 231H40ZM47 232H45L44 234H46ZM49 233V232H48ZM58 233V232H57ZM63 233V236H65L64 235V232H62ZM83 233V232H82ZM87 233V232H86ZM93 233H94V231H93ZM97 233H99V232H97ZM177 233V232H176ZM182 234H184L183 232H181ZM187 233V234H188ZM195 233V232H194ZM194 233H192L193 235H194ZM197 233V232H196ZM209 233V232H208ZM217 233V232H216ZM254 233H256V230H255V232ZM259 233V232H258ZM258 233L256 234V235H258ZM263 233H264V231H263ZM262 233V234H263ZM6 234V233H5ZM15 234V235H16ZM17 234V235H18ZM21 234V235H22ZM33 234V233H32ZM50 234V233H49ZM61 234V233H60ZM69 234V233H68ZM77 234V233H76ZM88 234H91V232L90 233H88ZM186 234V235H187ZM190 234V233H189ZM192 234H190V235H192ZM205 234V233H204ZM203 234V235H204ZM209 234H211V232L209 233ZM213 234V233H212ZM215 234V233H214ZM235 234V233H234ZM245 234V233H244ZM243 234V235H244ZM247 234H249V233H247ZM246 234V235H247ZM251 234V233H250ZM11 235H12V233H11ZM16 235V236H17ZM23 235H26V232L23 234ZM42 235V234H41ZM41 235H39V237L41 236ZM47 235V234H46ZM57 235V234H56ZM62 235V234H61ZM71 235V234H70ZM69 235V236H70ZM72 235H73V233H72ZM75 235V234H74ZM83 235V234H82ZM96 235H98V234H96ZM178 235V234H177ZM192 235V236H193ZM196 235H194V237H192V236H189V237H191V238H196L197 236ZM200 235H202V234H200ZM206 235V234H205ZM235 235H238V234H235ZM254 235V234H253ZM6 236V235H5ZM14 236V235H13ZM16 236L14 237L15 239H16ZM29 236V239L31 238V236L30 235H28ZM28 236H27V238H28ZM37 237H38V234L36 235ZM44 236V235H43ZM55 236V235H54ZM88 236V235H87ZM179 236H181V235H179ZM214 236V235H213ZM216 236V235H215ZM218 236V235H217ZM232 236H234L233 234H232ZM239 236H241V234L239 235ZM249 236V235H248ZM2 237V236H1ZM7 237V236H6ZM5 237V238H6ZM21 237V236H20ZM25 237V236H24ZM32 237H34V235L32 236ZM36 237V238H37ZM51 237H53V236H51ZM58 237V239H59V237H61L60 235H58L57 236ZM74 237V236H73ZM78 237V236H77ZM98 237V236H97ZM105 237V238H106ZM182 237H183V235H182ZM184 237H186V236H184ZM188 237V236H187ZM200 237V236H199ZM204 237V236H203ZM206 237V236H205ZM210 237V236H209ZM219 237H220V235H219ZM221 237H223V236H221ZM220 237V238H221ZM227 237V236H226ZM231 237V236H230ZM230 237H228V238H230ZM259 237V236H258ZM257 237V238H258ZM3 238V237H2ZM13 238V239H14ZM19 238V237H18ZM21 238H23V236L21 237ZM26 238V237H25ZM26 238V239H27ZM41 238V237H40ZM63 238V237H62ZM72 238V237H71ZM80 238V237H79ZM82 238V237H81ZM176 238H177V236H176ZM202 238V237H201ZM213 238V237H212ZM216 238V237H215ZM214 238V239H215ZM220 238H218L219 240H220ZM238 238V237H237ZM247 238V237H246ZM249 238H251V237H249ZM4 239V238H3ZM3 239H0V241H2ZM9 239V238H8ZM12 239V240H13ZM15 239L13 240V241H15ZM29 239H27L28 241H29ZM32 239V238H31ZM35 239V238H34ZM44 238H42L41 240H43ZM46 239V238H45ZM52 239V238H51ZM50 238L48 239V240H51ZM65 239V238H64ZM69 239V238H68ZM73 239V238H72ZM181 239V238H180ZM180 239H179V241H180ZM200 239V238H199ZM204 239V238H203ZM202 239V240H203ZM207 239V238H206ZM243 239V238H242ZM245 239V238H244ZM253 239V238H252ZM256 239V238H255ZM6 240V239H5ZM11 240V239H10ZM11 240V241H12ZM22 240H25V239H22ZM35 240H37V239H35ZM34 240V242H36ZM40 240V239H39ZM40 240V241H41ZM47 240V241H48ZM70 240V239H69ZM74 240V239H73ZM77 240H79L78 238L75 240V241H77ZM81 241H83L82 239H80ZM85 240V239H84ZM97 240V239H96ZM95 240V241H96ZM99 240V239H98ZM175 241H176V239H174ZM185 241L187 240V239H184ZM191 239H189V241H190ZM197 240H198V238H197ZM201 240V241H202ZM205 240V239H204ZM221 240H222V238H221ZM230 240V239H229ZM232 240V239H231ZM246 240V239H245ZM12 241V243H14ZM19 241H20V239H19ZM32 241V240H31ZM46 241V242H47ZM54 241H55V239H54ZM91 241H92V238H91ZM90 241V242H91ZM101 241V240H100ZM188 241V242H189ZM196 241V240H195ZM235 241V240H234ZM242 241V240H241ZM253 241V240H252ZM255 241V240H254ZM10 242V241H9ZM8 242V244H10ZM22 242V241H21ZM25 242V241H24ZM45 242V243H46ZM52 242H53V239H52ZM56 242L58 243V241L56 240ZM55 242V243H56ZM63 242V241H62ZM71 242V241H70ZM89 242V241H88ZM94 242V241H93ZM99 242V241H98ZM184 242V241H183ZM187 242V243H188ZM193 243H194V240L192 241ZM198 242H200V240L198 241ZM205 242V241H204ZM208 242V241H207ZM211 242H213V241H211ZM218 242V241H217ZM232 242H233V240H232ZM244 242V241H243ZM246 242V241H245ZM248 242H251V240L249 241V239H248ZM248 242H246L245 244L247 245V243ZM257 242H259L258 240H257ZM5 243V242H4ZM4 243H3V241H2V244H0V245H4ZM19 243V242H18ZM29 243H30V241H29ZM37 243H39V241H37ZM36 243V244H37ZM44 243V244H45ZM51 243V242H50ZM65 243V242H64ZM176 243V242H175ZM186 243V242H185ZM191 243V242H190ZM206 243V242H205ZM209 243V242H208ZM213 243H215V242H213ZM220 243V242H219ZM233 243H235V242H233ZM255 243V242H254ZM253 243V244H254ZM260 243H261V241H260ZM6 244V243H5ZM31 244V243H30ZM41 244V243H40ZM39 244V245H40ZM53 244V243H52ZM52 244H50L51 246H52ZM60 244V243H59ZM65 244H67V243H65ZM71 244V243H70ZM69 244V245H70ZM82 244V243H81ZM80 244V245H81ZM181 244V243H180ZM196 244V243H195ZM239 244V243H238ZM240 244H242V243H240ZM239 244V245H240ZM264 244V243H263ZM12 245V244H11ZM33 245V244H32ZM54 245V244H53ZM62 245V244H61ZM68 245V246H69ZM176 245H177V243H176ZM179 245V244H178ZM182 245V244H181ZM181 245H179V246H181ZM186 245V244H185ZM188 245H191V244H188ZM199 245V244H198ZM202 245V244H201ZM204 245V244H203ZM202 245V246H203ZM216 245H219V244H216ZM258 245V244H257ZM14 246V245H13ZM42 246V245H41ZM40 246V247H41ZM85 246V245H84ZM89 246V245H88ZM192 246H195V245H192ZM202 246H201V248H202ZM235 246V245H234ZM251 246H254V245H251ZM262 246V245H261ZM260 246V247H261ZM6 247V246H5ZM8 247V246H7ZM34 246H32V248H33ZM39 247V248H40ZM58 247H60V246H58ZM66 248H67V246H65ZM92 247V246H91ZM95 247V246H94ZM101 247V246H100ZM103 247V246H102ZM161 247V246H160ZM163 247V246H162ZM161 247V248H162ZM191 247V246H190ZM189 247V248H190ZM199 248H200V246H198ZM216 247V246H215ZM214 247V248H215ZM236 247H238V246H236ZM241 247H242V245H241ZM240 247V248H241ZM244 247V246H243ZM246 247V246H245ZM9 248V247H8ZM12 248V247H11ZM15 248H16V250H15V252L17 253V254H20V255H25L26 254V250H27V247L24 245V244H18V245H15ZM18 248V249H17ZM31 247L29 248L30 249V251H31V249H32ZM35 248V247H34ZM44 248H45V246H44ZM55 248H56V246H55ZM54 248V249H55ZM71 248V247H70ZM88 248H90V247H88ZM88 248H87V250H88ZM167 248V247H166ZM171 248V247H170ZM174 248V247H173ZM178 248H181V247H178ZM178 248H177V250H178ZM186 248V247H185ZM189 248H187V249H189ZM196 248V247H195ZM206 248H208V246L206 247ZM211 248V247H210ZM227 248H229V246L227 247ZM233 248V247H232ZM247 248H250V247H247ZM256 249V246L255 247H252V249L251 250H253V249ZM262 248V247H261ZM40 249H42V247L40 248ZM48 249L50 250V248H49V246H48ZM48 249H47V247H46V250L48 251ZM72 249H74V248H72ZM71 249V250H72ZM81 249V248H80ZM84 249H85V247H84ZM91 249V248H90ZM89 249V250H90ZM97 248H95V250H96ZM100 249V248H99ZM98 249V250H99ZM163 249V248H162ZM162 249L161 250H159V251H162ZM169 249V248H168ZM175 249H176V247H175ZM184 249V248H183ZM183 249H181V250H183ZM205 249V248H204ZM211 249H213V248H211ZM216 249H220V248H217L216 247ZM216 249H213V250H215L216 251ZM6 250V249H5ZM38 249L36 248V250L35 251H37ZM43 250V252L42 253H44L45 254V252H44V249H42ZM66 250V249H65ZM70 250V249H69ZM69 250H67V251H69ZM70 250V251H71ZM94 250V249H93ZM103 251H105L104 250V248L102 249ZM157 250V249H156ZM164 250V249H163ZM166 250V249H165ZM171 250V249H170ZM173 250V249H172ZM191 250V249H190ZM195 250H197V249H195ZM230 250H231V247H230ZM236 250H238V248L236 249ZM235 250V251H236ZM243 250V249H242ZM250 250V249H249ZM258 250V249H257ZM3 251V250H2ZM33 251H34V249H33ZM39 251V250H38ZM64 250H58V251H55L54 253H50L51 255H49V259L51 260V261H56V262H58L59 263V261L61 260L60 258H61V256L62 255H65V254H67L66 252H65V254H64V252H63ZM82 251V250H81ZM102 251V252H103ZM111 251V252H112ZM115 251H113V252H115ZM152 251V250H151ZM176 251V250H175ZM179 251V250H178ZM205 251V250H204ZM210 250L208 249V252H209ZM240 251L241 250H239V253H240ZM244 251V250H243ZM254 251V250H253ZM7 252V251H6ZM49 252V251H48ZM74 252H75V250H74ZM79 252H80V250H79ZM86 252V251H85ZM95 252V251H94ZM99 252V251H98ZM146 252V251H145ZM153 252H154V250H153ZM167 252H169V250L168 251H166V253ZM187 252V251H186ZM185 252V253H186ZM190 252V251H189ZM188 252V254H190ZM222 252V251H221ZM234 251H232V253H233ZM14 253V252H13ZM12 252H11V254H13ZM36 253H38V252H36ZM71 253V252H70ZM100 253H101V251H100ZM140 253V252H139ZM138 253V254H139ZM141 253H143V252H141ZM140 253V255H142ZM158 252H156V254H157ZM166 253H165V255H166ZM170 253H172V252H170ZM170 253H168V255L170 254ZM181 253H182V251H181ZM184 253V252H183ZM205 253V252H204ZM211 254H213L212 252H210ZM215 253V252H214ZM225 253H226V251H225ZM229 253V252H228ZM236 253V252H235ZM237 253H238V251H237ZM263 253V252H262ZM3 254V253H2ZM6 254V253H5ZM9 254V252L6 254V255H8ZM30 254H32V253H30ZM43 254V255H44ZM80 254V253H79ZM89 254V253H88ZM113 254V253H112ZM122 254V253H121ZM151 254H152V252H151ZM177 254H178V252H177ZM177 254H175V255H177ZM179 254H180V252H179ZM197 254V253H196ZM199 254V253H198ZM209 254V253H208ZM220 254V253H219ZM234 254V253H233ZM232 254V255H233ZM242 254V253H241ZM240 254V255H241ZM40 255H42L41 253L39 254V256ZM71 254H69V256H70ZM72 255H73V253H72ZM89 255H91V254H89ZM145 255H147L146 253H145ZM149 255V254H148ZM158 255V254H157ZM171 255V254H170ZM174 255V254H173ZM187 255V254H186ZM186 255H184V256H186ZM200 255V254H199ZM215 255V254H214ZM225 255V254H224ZM223 255V256H224ZM259 255V254H258ZM84 256V255H83ZM86 256V255H85ZM98 256V255H97ZM154 256H156V255H154ZM179 256H183V255H179ZM194 256V253H193V255H192V257ZM209 256V255H208ZM222 256V255H221ZM228 256H230V255H228ZM248 256V255H247ZM246 256V257H247ZM254 256V255H253ZM264 256V255H263ZM5 257V256H4ZM15 257V256H14ZM34 257H36V254H34ZM45 257V256H44ZM78 257V256H77ZM100 257V256H99ZM122 257V258H123ZM137 257H138V255H137ZM136 257V258H137ZM142 257V256H141ZM143 257H144V253H143ZM160 257H162V256H160ZM173 257V256H172ZM175 257V256H174ZM174 257H173V259H174ZM186 257H188V256H186ZM186 257H182L181 259L179 258V257H175V258H179V261L178 260H176V264H191V262H188L187 260H185V258ZM213 257V256H212ZM218 257V256H217ZM250 257V256H249ZM252 257V256H251ZM8 258V257H7ZM11 258H13V255H12V257ZM29 258H31V257H29ZM33 258V257H32ZM36 258H38V256L36 257ZM40 258V257H39ZM38 258V259H39ZM47 258V257H46ZM65 258V257H64ZM71 258V257H70ZM90 258H92L93 259V257H91L90 256ZM132 258V257H131ZM130 258V259H131ZM149 258V257H148ZM155 257H153V258H151L152 260L154 259ZM163 258H164V256H163ZM191 258V257H190ZM195 258V257H194ZM193 258V259H194ZM208 258H210V257H208ZM225 258H226V256H225ZM239 258V257H238ZM253 258V257H252ZM255 258V257H254ZM256 258H257V256H256ZM261 258V257H260ZM25 259H28V258H26L25 257ZM37 259V260H38ZM44 259V258H43ZM42 259V260H43ZM72 259H73V256H72ZM70 260V261H74L75 260V258H74V260ZM78 259V258H77ZM89 259V258H88ZM128 259V258H127ZM126 259V260H127ZM134 259V258H133ZM155 259H157V258H155ZM162 259V258H161ZM166 259H167V257H166ZM169 259H171V257L169 258ZM207 259V258H206ZM214 259V258H213ZM248 259V258H247ZM258 259V258H257ZM31 260V259H30ZM40 260V259H39ZM42 260H41V262H42ZM59 260V261H58ZM66 260V259H65ZM67 260H69V257H68V259ZM96 260V259H95ZM109 260V259H108ZM114 260V259H113ZM119 260V259H118ZM122 260V259H121ZM137 260V259H136ZM158 260V259H157ZM191 260V259H190ZM195 260V259H194ZM215 260V259H214ZM6 261H8V260H6ZM6 261L5 262H3V260L2 261H0V263L1 262H3V263H5L6 264ZM26 261V260H25ZM32 261H34V260H32ZM43 261H45V259L43 260ZM48 262H49V260H47ZM62 261V260H61ZM69 261V262H70ZM105 261V260H104ZM116 261V260H115ZM115 261H113V262H115ZM125 261V260H124ZM130 261V260H129ZM133 261V260H132ZM131 261V262H132ZM148 261V260H147ZM149 261H150V258H149ZM148 261V262H149ZM197 261V260H196ZM202 261V260H201ZM207 261V260H206ZM209 261V260H208ZM225 261V260H224ZM228 261V260H227ZM237 261H239V260H237ZM249 261H250V259H249ZM258 261V260H257ZM47 262V263H48ZM63 262V261H62ZM69 262H67V263H69ZM75 262V261H74ZM78 262V261H77ZM88 262H89V260H88ZM103 262V261H102ZM109 262V261H108ZM112 262V263H113ZM123 262V260L121 261V263ZM133 262H136L135 261V259H134V261ZM140 262H141V260H140ZM144 262H145V260H144ZM152 262H154V261H152ZM159 262V261H158ZM171 261L169 260V261H167V263L169 264ZM192 262H194V261H192ZM217 262V261H216ZM222 262V261H221ZM21 263V262H20ZM43 263V262H42ZM54 262H52V264H53ZM125 262H123V264H124ZM143 263V262H142ZM150 263V262H149ZM156 263V262H155ZM154 263V264H155ZM161 263V262H160ZM174 263V264H175ZM198 263V262H197ZM204 263V262H203ZM257 263V262H256ZM258 263H261V264H263L264 262H258ZM11 264H13V263H11ZM17 264V263H16ZM19 264V263H18ZM22 264V263H21ZM24 264V263H23ZM35 264V263H34ZM41 264V263H40ZM44 264V263H43ZM59 264H61V263H59ZM75 264V263H74ZM78 264V263H77ZM93 264V263H92ZM99 264V263H98ZM110 264V263H109ZM117 264V263H116ZM118 264H120V263H118ZM133 264H135V263H133ZM158 264V263H157ZM162 264H164V263H162ZM166 264V263H165ZM209 264V263H208ZM244 264V263H243ZM245 264H247V263H245ZM250 264V263H249Z\"/></svg>",
  "mask_w": 264,
  "mask_h": 264
}]
</instances>
